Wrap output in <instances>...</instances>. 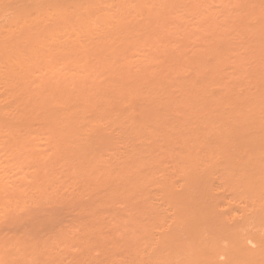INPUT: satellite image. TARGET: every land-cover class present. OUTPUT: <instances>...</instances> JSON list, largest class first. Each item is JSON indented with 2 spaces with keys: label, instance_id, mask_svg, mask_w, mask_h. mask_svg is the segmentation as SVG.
<instances>
[{
  "label": "rangeland",
  "instance_id": "374dc122",
  "mask_svg": "<svg viewBox=\"0 0 264 264\" xmlns=\"http://www.w3.org/2000/svg\"><path fill=\"white\" fill-rule=\"evenodd\" d=\"M8 1H10V0H8ZM8 1H7V3L12 4L11 6H9V4H7V3H4V2L3 3L4 4H7L8 7L10 9L12 8L13 10H14L15 6L17 7L18 6V3H20V2L17 3L18 0L17 1L15 0V3L17 4V5H15L13 1H12L13 3L8 2ZM26 1H28V0H26ZM26 1L23 2L24 3V7H26L25 5H27ZM32 1L30 0L31 6H29L30 4L27 5V6H29V8H31L32 7V4H33L34 7H35V9H34V7H32L31 10L30 9L28 10V7H27V10L29 11V12H27L28 14L25 12L26 14H24V17H22L23 15H21V13H20V15H21V16H19L20 18H16L18 16L16 15V17H15V15H14V18L12 20L15 21L14 19L16 18L17 23L20 24L21 22L19 23L18 21H21L22 18L23 19H26L27 16H28L29 19L28 18L27 19L30 20V18H31V21H32V20H34V16H33V14H34L35 17H36V19H38V21L35 20L34 22H31V21H28V20L26 21L25 20L28 25H26V23L24 22V24H25L26 27L22 25L24 28L21 29L22 26H20L18 24L16 25L15 23H13L12 20H8V18H7V20L4 19L5 16L3 17V15H2L1 19L3 18L4 21H1V19H0V21H1L0 27L3 24L2 22H5L2 25V28L0 29L1 30L0 32H2V29L4 28L3 29V32L6 34V32L4 30L5 29H10V31L8 30L9 32L7 33V36L9 37V39L11 38L12 41H13L14 49H12V52L14 54V56H13L14 61L16 62V61L20 60V62L22 63V65H24L25 68L27 69V73H28L27 75H29L27 77V79H25L26 81L23 80L24 78L21 80L19 77H21L23 75V77L26 78V76H27L25 74V71L20 68L21 65L18 66V67L12 68L13 71L15 69V73L18 72V69H19V71L22 70V73H21L20 76H19V74H18L19 72H18L17 73L18 75L16 74L17 76H14V77L15 78L18 77L19 78L18 81H20V80L21 81H25V87L22 90V88H20V87L21 86L23 87V83L24 82H22V83L19 82L22 85L20 84V86H18L17 85L18 84L17 83L18 82L17 79L14 81L15 82V86H14V84L13 85H10V86H14V87L17 86L16 87V91L18 90L17 88L19 87L20 88L19 89L20 92H21V90L24 91V89L27 87L28 89H25L26 94L29 93L28 96H30V97H33L34 96L33 98H30V97L29 98L35 100V102H34L35 104L32 103L33 106H35V108H30L32 105H30L28 107V105L31 104L32 100H30L28 98V96L25 94L27 96L26 98H28L31 102L29 104H27V106L24 105L25 106V109H24L23 108L24 106L21 105V104H24V103H22L23 101H21L20 99H18V98L21 97L20 96V92L17 91L19 93L18 94L19 97L17 99L19 101H21V102H19L16 98H15L16 99L15 102L18 101V103H20L21 106L18 104L19 107H17L16 106L17 103H14L13 104V102L11 104L10 101H12V99L14 100V97H17V95L15 94L17 92H15V88L13 87L15 96L13 98L11 96L9 97V94L12 95L10 93L12 91V89H11L12 87L9 88L11 91L7 88V87H9L8 84H11V82H10L11 81L10 74L8 73L9 74V78H10V79H8L7 72L9 70L12 71L11 68L9 69V66L8 65H11V66L14 67V65H12L14 62L11 63V64H10V62H8V65H6L5 62L7 63V61H5L3 63L4 59L2 58L3 60H0V264H19L20 261H22V263H20V264H27V260H29V259L32 260V262H33V260L37 262V263L36 262H33L34 264L35 263L38 264V262H39V264H43V263H41V261L44 262V259H47L46 257H48V258H50V259L53 260V261L50 260L49 261V264H52V262H54L53 264H92V262H94L95 264H99V262H101V260H103V259H105L108 262L105 263L106 261L103 260L105 262H102V264L103 263L104 264H109L112 260L115 262L114 264H118V263L121 264L120 261L118 262V259L119 260L121 259V261L123 260V263L122 264H124V261L127 264L130 261L129 259H132L131 260L132 261V264H136V263H134V256L137 255L138 259H140V257H142V256L139 257L138 253L147 251V249L145 250L144 248H148L149 247L148 246V247H144L143 248L142 246H144L145 244H144L143 240H140V238H139V240H140V243L142 241V244H140L139 241L137 242L136 233H138V232H135V231H139V230H136L137 229L136 226L137 227H140L139 229H140V232L142 233L141 226L143 228L144 227V224H145V228H146V223H147V218H145V217L143 218V216L145 215L147 217V215L145 214V213L149 212V210L147 211V209H150V211L152 213L154 212L155 207L153 205H155V206L158 205V207H156L157 210L159 209V206L161 208V203H163V202H160L158 200H161V198L164 196V193H163L162 197H160V195L162 194V191L159 192L160 189H158L157 187H156L157 188L156 189L155 186L153 187L152 186L153 185L152 182H150L151 183L150 188H149L150 191H149V189L147 190L146 187H145V189L147 191L144 188L143 189L145 191H142V189H140L141 187L140 188L138 187V189H137L136 188L137 186L134 185V179H132V177L134 176L133 178H136V176H135V170L133 169L135 167L132 165V169H131L130 165L132 164V162H133V164L137 163V159L139 157H142V154L141 153L142 152L145 153V150H144L145 147L143 145H139L142 142V139L141 138H139L138 136H136L135 138L132 137V136H135V135H140L141 133H138L137 132V129L138 128L135 131L132 130L134 128H132V126L130 124H131V122L135 121V119H140L141 118V117H139V116H141L139 114V111H140L139 108H141V106L142 107L145 106V103L147 102V99H149V96L152 98V100L150 98V102L152 104L153 103L158 104L159 106H160V104H159L160 102L159 101H160V98L161 97L163 98V99L161 98V100H162L161 101V104L163 106H164V104H165V102H166L167 99L169 101L171 99L172 100L174 99L175 100L174 103L172 102L174 106H172V105L171 106L172 107H175L176 104H177V106H176V108H174V110L172 109L173 111H171V112L172 113L174 112L173 114L169 112V114H172L170 117L173 116L172 117L173 119H174V117H176V118L178 117L177 119H179L180 117L183 116L185 118V115L188 112L184 114L183 113V110L181 112V108L182 109H185L186 107L189 106V104H192L194 102V101L193 102H189V100H191V99L194 98L193 96L195 95V93L192 94L190 98H188V96H190V95L187 96L186 94H184L183 95V99L185 101L184 102L183 100H180L181 99V97H180L181 95L178 94V97H177V94L175 92L177 91V93H178V91H179V93L181 92L182 94L183 93H186V91H188L190 89V86L187 83H189L188 82V81H190L189 79H191L193 77L192 75H194V77L192 79L194 80V78H195V82L198 83V81H200L199 80V78H200L201 79V83L204 85L203 86L200 83L201 85L198 86L197 83H196V85L198 87L195 84H193V85H195V86H193L192 83H191V81H190L191 85L193 86V87H191L192 89L194 87L195 88H199L200 86H203V89H204L203 92L206 91V90H207L206 92H208L209 91V88L211 87V85H213L214 86V89H215L216 86L214 84H216V82L219 79V76L218 77H216V76L217 75H220V77H221L222 74H223L224 76H226V75L227 76H230L231 79H230V77H227V78L226 77H224V78L221 77L220 80L218 81V83H220V84H217L216 90H218L219 88L224 89V90H221V89L220 90L223 91V92L226 91V94L228 93L227 96L231 92L233 94V97L236 96L239 93H241V94H239L238 97L240 95L242 96V95H244V93L246 91H248V93H247L248 94V98L247 99L250 98L249 97V89H250V94H251V91H252L253 94L256 93V91H257V88L256 87H258V85L261 84V83H259L257 85V83L264 76V73H263L264 72V68H263L264 63H260L261 61L264 62V60H262L264 58L263 57L264 56V42L263 41L260 42L261 41V38L264 40V35L262 37V33L264 31L263 30L264 27L261 26V21H262V25H264V21H263V18H264V16H263L264 15L263 9L264 8L261 7V6H264V3L259 5L261 7V9H260V7L258 6V4L260 2H258V4H257V0H201V1H199V0L198 1H196V0H172L171 2H169V1L167 2V0H150V2H149L150 5H149V3L148 4L146 3V6H149L150 7L149 9L147 7V11L148 10L150 11V14H149L150 16H149V15H147L149 11L147 12L146 9H145L146 14L144 13L145 12L144 11V8L146 7L145 6V1H148V0H63V1H61V0H50V2H49V0H43L45 3L47 2V4H45L44 2H42V0H38L39 2H41V3L38 2V4H40L41 7L44 8V9L43 8H40V10L38 9L40 5L36 4L37 3L36 2L37 0L36 1L34 0V3L36 2L35 4ZM163 1H165V2H163ZM62 2H64L65 4H63ZM263 2H264V0H263ZM164 3H168V4H171L172 3L170 7L173 8L174 10L171 9L170 7L167 9V4H164ZM196 3H198V4L196 5ZM261 3H262V1H261ZM140 4H141V6H139ZM185 4H189L190 7H192L193 5H195V6H193L192 8H190L189 5H186L185 6ZM13 5H15L14 8H13ZM142 5L145 6V7H143ZM22 6L23 5H21L20 8ZM257 7H259V8H257ZM61 8H64L62 10L65 11V12H63V11L59 10L60 12L63 13V15H61L59 13V11H58V9H61ZM139 8H141V9H139ZM10 9L8 11H10ZM18 9H19V7H18ZM37 9L39 10V12H38ZM53 9L54 10H57V12L59 14H56L55 15V13H57V12L56 11L54 12ZM183 9H184V11H183ZM254 9L255 10L257 9L256 12L259 11L258 13H260V12L263 11L262 12L263 13L262 16L260 14H256V12H254L255 11ZM13 10L10 12L12 15H13L12 12L17 11V10H14V11ZM22 10H25V8L22 9ZM36 10H37V13L35 12ZM137 10L138 11H141V12L143 10V16L145 14V16L142 17V19L144 20V22H142L143 25H141V22H139V21L137 22V20H135V19H138L136 17H140L142 15L141 12L139 13ZM30 11H31V13H33L31 15L33 17H31L29 15V14H31ZM19 12H21V11H19ZM19 12H17L16 14L19 15ZM186 12H188V13H186ZM246 12H248L247 15H249V12H251L253 14V15H250L253 20L250 19V18H248L249 16L247 17L248 19H250L249 21H251L252 24H251V22L248 21L247 18H246L247 22L245 23V18L244 17H246L247 15L245 16L244 14H246ZM39 13H42L43 16H45V15L46 16L45 17H43V16L40 17L39 15H41V14H39ZM138 13L140 14L139 16L137 15ZM11 14H9V16H12ZM57 15H59V16H57ZM9 16L7 15L6 17H9ZM25 16H26V18H25ZM257 16L258 17L261 16L262 20L260 21V19ZM146 17H147L148 20L146 19ZM39 18H41V19L39 20ZM9 19H11V18L9 17ZM23 19H22V21H23ZM258 19H259L260 22L258 21ZM138 20H140V19H138ZM9 21L12 24H15L17 26V29H13V28H16L14 25H12V26H14L13 28H12V26H11V28H10V26L8 27L7 25H10L9 24ZM28 22H31V23H28ZM135 22H137V24L140 25V30L139 31H138L139 28L137 27L138 25H135ZM253 22L254 23L256 22V25L257 26ZM6 23H7V25H5ZM258 23H259V25H258ZM249 24H251L252 26L249 25ZM4 25L6 26V28H5ZM18 26H19V29L20 30L18 29ZM250 26H251V29L253 31L250 29ZM259 26H260V29L258 28ZM134 27H135V29H134ZM136 27H137V31H136L137 32V35H135L136 32H134V30H136ZM141 27L143 29L145 28L144 30L146 32L143 31V30H141L142 29ZM123 28H124V30H122ZM256 28H258V30ZM261 28H263V29H261ZM212 30L213 31L215 30V31L213 32ZM259 30H261L260 31V34H258L259 33ZM127 31L129 33L130 32L131 33L130 34L129 33H126ZM121 33H123V34H121ZM132 33H133V36L131 35ZM128 34H129V36H128ZM123 35H125L126 37L128 36L129 37V40L125 36L124 37L127 40L124 39ZM215 35L217 37H215ZM257 35L259 36V38L260 37L261 38L259 39ZM1 36L2 35H0V38H1ZM134 36H137L138 38L135 37L136 38L135 39ZM140 38H142V39H140ZM212 38L213 39L216 38V39L213 40ZM107 39H109V42H108ZM133 39H135V40H133ZM106 40H107V42H106ZM110 40H111V42H110ZM131 40H133V41H131ZM216 40H217V42L218 41L220 42L219 43L220 46H219V44L214 43V45H218V46H214V47H217V49H218L216 51V53H214V52L212 53V54H215L216 56L211 55V54L210 55L207 54V52L209 53L210 51H215L214 47H212L211 45H213V42L214 41L216 42ZM254 40L257 41V42H252ZM140 41L142 42V44H141ZM36 42L41 46V48H40V46H38V44L36 45ZM169 42L171 44L174 43L175 45H177V43L178 44L183 43L186 47H183L182 46L183 44H182V45H179L180 47L177 46V47H179L177 49V47L174 44H172V45L167 44L168 46L165 45L166 43H169ZM120 43H122L123 46L125 45L124 46V49H120V47H121L120 45H122ZM136 43H137L138 46L137 45L134 46ZM102 44L104 46H101ZM116 44L117 45L119 44V45L117 46ZM126 44H128V48H126L127 47ZM209 44H211V45L209 46ZM221 44L224 45V46L221 47ZM248 44L249 45H252V46H249ZM259 45L262 48V51L260 50V52H259V49H261V48L259 47ZM106 46H108V48H106V50H105V47ZM114 46H115V48L118 47L120 49V51L117 48L115 49ZM123 46L121 48H123ZM240 46H242L241 47L242 49H238V51L241 52V56H239L240 55V52H238V54L236 52V50H237L236 48H238V47L240 48ZM243 46H245L244 47L245 48V51L243 50ZM181 47L184 48L183 51L187 50L186 52H183L182 51L183 54H181V55H182V57H184L183 55L184 54L185 55L187 54L185 57H187L188 59L191 58L189 60L186 59L188 61H186L182 57H181L182 58V60H181V58H180L181 51H180L179 54H177L178 53V50H180ZM258 47H259V49H258ZM38 48L41 49V50L37 51ZM161 48H163V50L165 48L166 51L165 50L163 51ZM168 48H171V49L169 50ZM174 48L177 49V50H174ZM246 48H248V49H246ZM256 48H257V51L258 52H256ZM33 49H35V51ZM100 49H102V52H98ZM127 49L129 50V53H127L128 52ZM172 49L174 50V52L177 51V53L176 52L173 53ZM94 50H96L99 55ZM103 50H104V53L107 56L105 54H102L103 53ZM160 50L165 55L164 54H161L162 52ZM111 51H114V52L112 53ZM115 51L117 53H116V55H113V54H115ZM168 51H172V53L169 52L170 53L169 54ZM200 51L203 52V53L201 54ZM220 51H221V55H220ZM106 52H108V53H106ZM121 52H122L123 56L121 55ZM124 52H125V54H124ZM254 52H256L257 56L255 55ZM261 52L263 54H258V53H261ZM118 53H120V54L118 55ZM249 53H251V54H249ZM126 54H128V55H126ZM166 54H167V56H166ZM171 54L173 56V61H175V58L176 59L178 58L177 59L178 60L177 62L179 64L177 62L176 63L174 62L175 64L172 63L173 64L172 65L171 62H173V61L171 60V62H170L169 60H167L168 59V56L169 55L171 56ZM174 54H177V55H174ZM199 54H201V55H199ZM218 54H219V58L222 59L223 61H225L224 62V67L223 66H219V63H222L223 61H219L220 59L218 60V57H217ZM109 55H110L111 58L109 57ZM157 55H160V56H157ZM222 55H223V58L224 59L222 58ZM250 55L253 56V57H250ZM259 55H262V56H259ZM116 56H117V58H116ZM118 56H120V57H118ZM121 56H122V58H121ZM124 56H125V59H124ZM170 56H169V59H170ZM174 56H176V57H174ZM193 56H195L197 58V61H196V58L194 57L195 58V62L197 64L192 59ZM158 57H160V58H158ZM261 57H262V59H261ZM106 58H108V59H106ZM162 58L165 61L167 60L168 63L170 62V64H169L170 66H165L167 63H164L165 61H162ZM164 58H166V59H164ZM242 58H244V59L241 60ZM213 59L215 60V62L218 60L219 63L213 62ZM117 60H119V61H117ZM184 60H185V62H184ZM239 60L242 61V64L240 63L241 61H239ZM251 60H253V61H251ZM181 61L184 62V63H187L188 62L189 65L188 64L187 65L182 64ZM257 62H258V64H257ZM211 63L214 64V66ZM239 63H240V66H239ZM103 64H105V65H103ZM161 64H162V66H161ZM191 64L194 67H192ZM216 64H218V66L220 68L222 67L221 68L222 70L220 69V71L222 73H219L220 71L218 70L219 69L218 66H217L218 67L217 72L219 74H217L216 71H214V70H216V67H215ZM174 65H175L176 68L179 67V68H177L179 70V72L184 73V74L181 75V73H179L178 70H177V72H175V74L177 75V77L178 78H181V79H179V83L180 84L177 81L178 78L176 77V75L174 76L172 74V73H174L173 71H176L175 67H173ZM190 65H191V68L189 69ZM211 65L213 67H215L214 70L213 69L210 70ZM220 65H223V64H220ZM248 65H250V66H248ZM256 65H258V68H257ZM15 66H17V65H15ZM24 66L22 68H24ZM107 66H108V68H106ZM144 66H146L147 69L146 68H143ZM157 66H160V67H157ZM180 66H182L184 69L183 68H180ZM200 66L201 67L203 66V67L201 68ZM137 67H138V69H137ZM167 67L170 70L169 69L164 70ZM101 68H103L102 70L103 71L105 70V71L103 72L102 70H100ZM104 68H106V69H104ZM128 68H130V69L128 70ZM131 68H136V70H138V71H136L135 69H131ZM187 68L189 69L190 72L187 70ZM149 69L154 72V73L152 72V75L149 73L150 76H152L151 78H155V77H157V78L159 77L160 78L161 75H162L161 72H163V73L165 72L163 74L164 76L161 77V78H164L165 77V79H166V82H165L166 84H164V85L171 84L170 83V81H171L172 82L171 86L170 85H167L168 86L167 88H168V90H170V87H171L172 88L171 91H174L173 93L170 91V93H172V94H170V96H171L170 99H169L168 94L167 95L165 94V93H168L169 91H167V90L164 91V89L161 86V84H160V82H159L158 79L157 80H158L159 84L157 83L156 80L153 79V81L156 84V88L157 87L158 88H161V89H163L162 91H164V92H162L161 89H155V84H153L154 82L152 80H151L152 83L149 84V79L146 78L148 72H150V71H148ZM157 69H159L158 70L159 71V74H157L158 73V71H156ZM172 69H173V71H172ZM185 69L187 70V74H186L187 77H190L191 76L189 79L187 77H184V76H186L185 75ZM197 69H199V70H197ZM237 69L239 71H241V72H244L243 70H245V69H247V70L245 71L246 73H243V74L241 73L240 74V73H238L239 71L237 72ZM259 69H260L261 72L259 71V73H258L257 70H259ZM108 70H110V71L112 70V71L109 72ZM119 70H121V71H119ZM122 70H123V72H122ZM124 70H125V72H124ZM132 70H134V71H132ZM162 70H164V71H162ZM11 71H9V72H11ZM23 71H24V73H23ZM192 71L193 72L195 71L194 74H193ZM209 71H211L213 73V75H212L213 78L215 77L216 79L217 78L218 79L216 80L214 78V79L211 80L212 76L208 75L209 74ZM247 71H248V73H247ZM100 72H102L103 74L99 75ZM105 72H106V74L109 73L108 74L109 76L106 75ZM128 72H130V73H128ZM136 72H137V74H136ZM188 72L190 73L189 76H188ZM249 72H250V74L252 72H254V73L250 75ZM256 72L259 74V76H258V74ZM122 73H124V74L128 73V75L126 74L127 75V78ZM169 73H171L173 75V77H171L172 75L171 74L169 75ZM195 73H198V75L195 74ZM261 73H263V74H261ZM12 74H14V72ZM131 74H133V75H131ZM138 74H140V76L143 77L144 79L143 78H140V76ZM155 74H156V76H154ZM165 74H167V75H165ZM256 74H257V76H256ZM104 75H106L107 78ZM137 75L139 76V79L140 80L138 79V76ZM157 75H159V76H157ZM199 75H202V77H199ZM203 75H205V76H203ZM253 75H255L256 78L253 77ZM4 76H6L7 79H5ZM114 76L115 77L117 76L116 78H118V79H115ZM129 76H131V77H129ZM132 76L133 77H136L137 76V77L134 80ZM208 76H209V78H208ZM11 77H12V75H11ZM108 77H110L109 80H108L109 82L108 81L105 82V80L108 79ZM196 77H197V79H196ZM245 77L247 78V81H246V79H244ZM248 77H250V78H248ZM120 78L122 79L123 82L120 83V84H118V85H120V86H118L117 83H116L117 82L116 80H118V82H121V79ZM128 78H130V79L132 78V79L130 80ZM145 78H146V80H145ZM168 78H170V79H168ZM175 78H177V79H175ZM237 78H238V80H237ZM253 78H255V79H253ZM123 79H125V80H123ZM126 79H127L128 82L126 81ZM167 79H168L169 82L167 81ZM182 79H184V80H182ZM208 79L211 80V81L210 80L208 81L209 84L211 82L213 83V84H210V87H209V84L206 81ZM243 79L245 80V83L246 84H244V80ZM251 79H253V80H251ZM256 79H257V81H256L257 83L255 82V84L257 86H255L254 83H252ZM4 80L5 81L7 80V81L5 82ZM12 80H14V78H12ZM93 80L95 82H97L98 80L101 81L100 84L98 82V85L99 86L97 85V83L96 84L93 83L94 82ZM110 80H113V81L115 80L114 84L117 85L116 87H119L121 89H122V86L125 84V86H123V88L124 87L125 88L122 89L123 91L121 89H118L119 91H116L117 93L114 92L117 89H116V87H115V85L113 83H110V82H113V81H110ZM180 80H182V82ZM196 80H198V81H196ZM227 80H228V83L230 84V86L227 83ZM130 81H132L134 83H132ZM135 81L136 82L138 81V83H136ZM230 81H231V83H230ZM262 81L263 80H261V82ZM4 82L7 83V84H5V86H7V87L4 86ZM126 82H127V85H126ZM173 82H175V84ZM192 82H194V81H192ZM222 82L223 83L226 82V84H228V87H225L224 88V86H226V85L223 84ZM248 82L251 85L247 84ZM130 83H132L133 86H135L136 88H134L132 86V84H130ZM135 83L138 84V85H135ZM139 83H140V87H139ZM143 83H145L146 86L148 84H149V86H151V88H150L151 89L150 94L148 93V91H150V89L149 90L147 89V94L146 95L142 93L144 91V89L146 90V86ZM176 83H178V85ZM181 83H182V85H181ZM93 84H95V86ZM111 84L114 86L115 90L111 87L112 86ZM231 84H233V88L234 89H232ZM236 84H237V86H236ZM243 84H244V87L242 88ZM41 85L42 86H45L46 88H43ZM105 85L107 87H110L109 89H112L113 91H106V90H109V89ZM142 85L145 88H143ZM158 85H160V86H158ZM179 85H181V87H182L181 89L182 90L180 89V86ZM184 85H185V87H184ZM186 85H188L187 87H189V89H187L185 91ZM218 85H220V86H218ZM221 85H224V86L221 87ZM246 85L247 86H250V87L248 88ZM101 86L103 87V91H106V92L101 93V91H102V87ZM131 86H132V88L130 90V87ZM149 86H147V87L149 88ZM239 86L241 87L240 88L241 90L239 89ZM262 86H264V85H261V87ZM3 87H4V89L7 88L6 90L9 91V93L6 91L7 92L6 95L4 93H2V90L4 91ZM41 87L43 89H45V90L47 89V91H48V88L49 89L54 88L51 91H49L50 93L53 90H55V88H57L55 92L60 93L59 94V97L56 96V94L54 92L53 93L55 94V96L53 95V93L51 95L50 94L48 95V93L47 92H44L45 90L43 91V89H41ZM78 87H80V88H78ZM86 87H90V89L88 90V88H86ZM126 87H129L128 88L129 91L128 90L125 91ZM164 87H165V89H167L166 86H164ZM173 87L175 89H173ZM176 87H177L178 90L176 89ZM183 87H184V89H183ZM251 87H253V88H251ZM91 88H93L94 90H97L98 89L100 92L98 91L99 93H97V91L95 92ZM140 88H141V90H140ZM195 88L192 91H194ZM226 88H230L229 89L230 91L228 89L225 90ZM244 88L245 89L247 88V89L245 90ZM79 89H81L82 92L79 91ZM133 89H136L137 90L136 92L133 91V92L136 93L135 95H138L137 92L140 91L138 98H137V96L136 97L133 96L134 99L129 97V96L132 97V95H134L132 93V90ZM154 89L155 90H159L156 93L158 96L155 94ZM259 89L260 88H258V93H259ZM83 90H84V92H83ZM152 90L154 91V94H152V92H153ZM183 90H184V92H182ZM190 90L188 91L189 93H190ZM199 90H198V92H199ZM25 91H24V93H25ZM91 91H93V93ZM201 91L202 90H200V92ZM210 91H211V89H210ZM210 91L208 92V94L210 93ZM212 91L213 92H211L210 94H213V96L210 95V97H209L211 99V102L209 101V98H207L209 95L207 94V96H206V94L204 92V94H205V96L207 98L205 100V103L207 104V101L210 102L209 106H207L208 104L207 105L204 104L206 106V108H207V112H208V109L210 107L211 108L213 107L212 109H215L214 108V103H215L214 98H215V96L217 94L214 95L216 93V91L215 92H214V90H212ZM233 91L234 92L236 91L237 94L236 93L234 94ZM243 91H245V92L243 93ZM31 92H33V93H31ZM69 92H71L70 93L71 95L73 93V95H75V97H76V94L78 95L79 93L80 94L83 93L82 96H85L86 95L85 99L83 100L84 103L87 104V107L88 108H89V105L92 106V107H90L89 109H87L86 105H83L84 103L82 101V97L80 95H78V97L80 96V99L82 101V106L83 107L85 106V109H84L85 111L83 110L84 114H83V112L81 113V109L83 107L76 105L78 103V99L79 98L78 99L76 98L77 101H75V100L72 99V98H74V96H72L71 97V100H70V96L71 95H69V97L67 95V94H69ZM107 92H108V94H106ZM110 92H113V94H111L112 96L110 95ZM203 92H202V94H203ZM84 93H85V95H84ZM95 93H97V95H95ZM100 93H101V95H100ZM231 93H230V96H231ZM260 93H261V91H260ZM260 93H259V95H260ZM1 94H2V96L4 95V96H6L9 99H7L5 97L6 99L4 100V96L2 97ZM102 94H103V98H100V97H102ZM123 94H124L125 98L126 97H129L130 98V102H129L130 104H128L127 98L125 100L127 104L124 105L123 104L124 102H122V104H121V101L122 100L124 101ZM127 94H129V96H127ZM151 94H152V96H151ZM161 94H165V95H161ZM174 94H175L176 97L175 98H172V97H174L173 96ZM196 94H197V89H196ZM204 94H203V96L201 95V97H199L197 95L196 98H194L193 100H195V99L198 98L197 100H202L203 101L205 99L204 98ZM226 94L223 97V99L230 97V96L226 97ZM247 94L245 95L246 97H247ZM31 95H33V96H31ZM35 95H37V96L39 95L38 97L42 96V98L41 97L40 98L41 99L44 98V99L43 100H41V99L39 100L37 97H36L37 98L36 99L35 98ZM90 95L91 96L93 95V96L90 97ZM108 95H110V100H111L109 103H107L109 100L107 102H104L105 99H109ZM115 95L118 96V97H116ZM140 95H142L144 97L145 96H148V95L149 96L146 97V98H144V97H140ZM185 95L187 97H185ZM256 95H258V94H256ZM24 96L22 95L23 98H24ZM52 96H54L55 98L52 97ZM96 96L97 97L99 96L98 99H97ZM154 96L156 97L155 100L157 98L159 100L157 99L156 102H155V100L153 99ZM260 96L258 97L259 99H260ZM112 97H115L116 98V100L114 98L115 104L118 103V104L121 105V106L118 107L119 110L116 109L117 111H119V113H120V108H122V105H124V107L126 108V110L128 109L125 114H124V112H122L121 114H119L121 116H119L118 115V112L116 110H114L115 109V106H114L115 104H113L114 107L111 106V104L114 103V102H112L113 101ZM179 97H180V99H179ZM252 97L254 99L257 98V96H253L252 95L251 96V99H253ZM68 98H69V100H67ZM87 98H88V100H87ZM135 98H136V100H135ZM141 98L146 99V100L145 101L144 100H139V102H137L138 99H141ZM234 98H233V101H231V102H233V104H234V100H235ZM58 99H59V101H58ZM89 99H90V101H89ZM132 99H133L134 102H132ZM185 99L186 100L188 99V101H187L188 106L186 104L184 105V103H186V100ZM251 99H249V102L251 101ZM259 99H258V102H260ZM7 100H10L8 102L11 104V106H13V109L10 106V104L7 103ZM26 100L24 99V102L25 103L28 102V101L26 102ZM64 100L68 101V105H66L67 102L66 101L64 102ZM86 100H87V102H86ZM102 100H104L103 101L104 103L101 102ZM164 100H165V102H163ZM178 100H179V103H178ZM213 100H214V102H213ZM236 100H237V98H236ZM62 101H63V103H62ZM70 101H74V103L71 105L73 107V109L71 107H69L70 104L72 103ZM116 101H118V102H116ZM140 101H141V103H140ZM241 101H244V100L241 99ZM252 101H254V100H252ZM99 102H101V104ZM258 102L256 104L259 105ZM36 103L37 104L40 103V105L43 104L42 106L39 105L42 109L43 108H46V109H44L42 111L44 113H42L41 120H42L43 117H45L44 118L45 119L44 121H46L43 124H42L43 120H42V122H41V120L40 121L38 120V119H40V115L38 116V114L41 113L40 112L41 111V108L38 109V105ZM64 103H66V104H64ZM79 103H81L80 100H79ZM89 103H91V104H89ZM92 103H93V105H92ZM96 103H98L97 105H98L99 108L100 107H102V108L99 109L97 107ZM102 103L104 105H102ZM180 103H182V104H180ZM197 103L198 102L196 101L194 108L197 106L196 108H198V110H199V108H200L199 106H201V105L203 106L204 101H203V103H201V105H200V102H199L198 103L199 106L196 105ZM237 103L239 104L240 102H237ZM44 104H45V106H44ZM57 104H60L61 106H59ZM131 104H132V106H131ZM152 104L150 105V111L153 108L152 111H154V112H152V111L150 112V114L151 113L153 114V115H150V123L152 121L151 118L152 119L155 118V119H153L154 122H155V121L158 120L157 117H161L162 114L163 115L165 114L164 111H166V112L168 111V108L167 107H166L167 110H165V109L162 110V108H163L162 105L160 107L158 105H155V108H154V107H152V106H154ZM250 104H255V101H254V103L252 102ZM14 105L18 109H20L22 107L21 109H24V114L22 113L23 110L22 111L19 110L20 113H21V115H20L19 112H15L16 107H15V110H14ZM64 105H66V106H64ZM108 105L111 108V110L108 107ZM138 105H141V106H139V108H138ZM193 105H194V103H193ZM36 106H37V109H38V112H39L38 114L36 113L37 110H36V112L34 110V109H36ZM76 106L77 107H81V109L77 108ZM103 106H105V107H103ZM183 106H184V108H183ZM191 106L192 105H190V108H191ZM215 106H216V103H215ZM221 106L223 108V105H221ZM228 106H229V104H228ZM228 106H227V109L229 110V108H231V107L228 108ZM230 106H231V104H230ZM261 106L263 108V105H261ZM26 107L28 109H26ZM65 107H67V109ZM93 107H94V109H93ZM96 107H97L98 111H97ZM124 107H123V109H121V111L122 110L123 111L125 110ZM133 107L135 108V110H133ZM76 108H77V110H80V113H79V111L76 110ZM112 108H114V109H112ZM164 108H165V106H164ZM178 108H180L179 109L180 111L177 112V114H176V111H178ZM190 108L188 107L187 109H190ZM194 108H191L192 110L190 109V111H192L193 114H195L193 110H195V112L198 113L197 115H200V116L203 113L206 112L205 108L202 107L201 108V111L202 110H205V112L202 111L203 113L202 114H199L198 110L197 109H194ZM211 108H210V114L213 115V113L217 109L215 111H213ZM95 109H96V111H95ZM129 109L130 110L132 109L131 112L129 111ZM155 109L156 110H159V111H156ZM170 109H171V107H170ZM187 109H185V110L187 111ZM218 109L223 112V110H221L220 107ZM227 109L224 112H227ZM259 109H260V112L263 113V110L261 111V107H259ZM72 110H73V112H71ZM88 110L90 111V113L88 112ZM91 110H93V111L91 112ZM112 110H114L113 113H112ZM160 110H162L161 111V112H163L162 114L160 113ZM16 111H18V110H16ZM25 111H28V112H25ZM94 111H95L96 116H94L95 115L93 113ZM102 111L104 113L106 111L107 113H105L104 115H100V114H103ZM128 111H129V113H128ZM133 111H136L137 113L136 112H133ZM114 112H116L117 115H115ZM180 112L182 113V115L179 114ZM207 112L203 116H201V117H203L204 119H206L205 117L207 115ZM260 112L258 110V112L256 111V114L258 113V115H263V116H261V119H262V117H264V113L263 114L262 113L260 114ZM134 113H135V115L137 114L136 115L137 118L135 117ZM220 113H218V114H220ZM35 114H37V116L39 118H37ZM74 114H76V115L74 116ZM80 114H83V115L80 116ZM112 114H114V115H112ZM210 114H208L207 116L209 117ZM50 115H51V117L53 116L52 124L55 126V128H54V126L52 127V125H51V120L50 119H52V118H50ZM78 115L81 117L80 120H82L83 119L82 117H84V116L87 117V118L84 117V119L82 121V122H84L83 123L84 125L83 124H79L81 121L79 120ZM86 115H88V116H86ZM97 115H99V117ZM108 115L110 117H113V116L116 117V120L117 119L119 120V118H120V120H123L124 117H125V115L128 116V117H125V119L127 118V120L124 119V121L122 123L119 120L120 121V123H119L118 121L113 120L114 117L113 118H110V119H112V121L110 119H108V117H109ZM197 115H193L192 118L194 116L197 117ZM89 116H91V117H89ZM153 116H155V117H153ZM165 116H163V118ZM188 116L189 115H186V117H188ZM103 117L104 118L106 117V118L104 119ZM133 117H135V118H133ZM46 118H47V120H46ZM66 118H70V122L68 121L69 119H66ZM77 118H78V120H76ZM121 118H123V119H121ZM128 118H130L132 120H130ZM197 118H195V119H197ZM63 119H65L64 122H63ZM71 119H72V121H71ZM73 119H74V122H73ZM86 119H87V121H89V120L92 121L93 120L92 121L93 123H91V121H89L87 123V121H84ZM106 119L110 120L109 121L110 124H107L109 127H107L106 124H105V126L102 125L104 123H108V120H106ZM199 119H201V118H199ZM204 119H202V120H204ZM263 120H264V118H263ZM61 121L63 123V128H65V129L67 128L66 131L69 129L73 133L72 132L70 133L69 131L66 132L63 128H61L62 127V125H60L61 124L60 123ZM75 121L76 122L79 121L77 123V125H79L78 127H76L77 125L75 124L76 123ZM96 121H98L97 124H96ZM158 121H159V123H161L160 120H158ZM163 121L164 120H162V122ZM181 121H182V119H181ZM72 122H73L74 126L72 125ZM113 122H115L114 123V127H115L114 130H113V125H111V123H113ZM116 122H117V124H116ZM191 122H193V121H191ZM197 122H198V120H197ZM205 122H206V120H205ZM45 123H47V124H45ZM67 123H68L69 126L72 125L73 127H76L79 130L77 131V129H75V128H72L73 130L70 129L69 126L67 125ZM85 123H87V125ZM90 123H91V125H90ZM123 123H125V125H127L125 127L127 130L124 129V126L125 125ZM126 123H128V124H126ZM159 123L158 122H157V124H156V122L154 124L151 123L150 125H153V127L151 129H153L154 127L155 128L156 127L157 128L160 127V131L163 133L164 131H162V130H165L167 128H168L167 130H170V127L172 126L171 123H170L171 126L168 127V126H166L167 125L166 124V125H164L165 128H162V124H159ZM98 124H100V125L98 126ZM155 124L157 126H155ZM158 124L161 125V126H159ZM163 124H165V122H163ZM174 124H176V122H174ZM190 124H192V123H190ZM80 125L82 126V128L80 127ZM110 125H111V127H110ZM83 126H84V128L87 127L89 129V130L86 129V134L84 132L85 129H83ZM88 126L89 127H91V126H93V127L95 126L96 127L97 126L100 129V131H98L99 129L97 127L96 128L94 127L95 129L93 127H91L92 128L91 129ZM191 126L193 127L194 125L192 124ZM103 127L104 128L106 127V128L104 129ZM185 127H187V125L184 126V128ZM116 128H118V129H116ZM121 128H123L122 131H121ZM128 128H130V131L132 133L130 131H128ZM157 128L155 130L156 131L157 130L159 131V128L158 129ZM161 128H162V130H161ZM8 129H11V131L8 130ZM81 129H83V130H81ZM90 129L93 131V133H89ZM12 130H13V132L14 131L15 132L12 133ZM94 130H97V131L94 132ZM155 130H151L150 131V133H151V135H150V151L155 150V153H157L156 151H158V150L154 149V147L157 148L159 146L158 148H163L162 145H161L163 141L162 140L161 141H158L159 139H162V138H160V134L161 133L158 134L159 133L158 132L157 133L158 135H156L155 134ZM171 130L172 131L174 130L172 133H174L176 131L175 130V127H174V129H172V127H171ZM81 131H83V132H81ZM110 131H111V133H110ZM138 131L141 132V129L139 128ZM180 131L181 130H179V132ZM65 132H66V134H68V132H69L72 135H70V137L68 138L67 136L69 134L68 135H65ZM79 132H81V133H79ZM115 132H116V134H115ZM123 132H124V134L123 135H120ZM128 132H129V134H128ZM135 132H136V134H135ZM166 132L168 133V131H166ZM82 133L85 134V135H88L89 134L91 136L88 135L89 138H88V136L86 138V136L83 135V137H82ZM98 134H100V137H98L99 136ZM107 134H108V136H106ZM109 134H111V135H109ZM125 134L127 136L128 135L131 136L132 134L133 135L130 138L129 136L127 137ZM186 134H187V132H186ZM62 135H63V138H62ZM78 135L81 136V138H83V139H80V137ZM101 135H102V137H101ZM119 135H120V137H119ZM168 135H169V133H168ZM171 135H173V134H171ZM65 136H66L67 139L65 138ZM77 136L80 139V141L77 140ZM84 136H85V138H84ZM105 136L107 137V139H106ZM111 136L114 137L113 140H112V137ZM122 136H123V138H122ZM141 136H142V134H141ZM151 136L153 137V139H154V136H155V140L151 139ZM187 136H188V134H187ZM72 137L75 138L74 141H72V139H73ZM94 137L95 138H98V139L99 138L100 139L103 138L104 140L103 141L102 140L101 141L100 140L98 141V139H95ZM108 137H110L109 140H108ZM137 137H138V139H137ZM184 137H186V136H184ZM64 138L66 140H68L67 142H65V144L63 142V141H65ZM117 138H119V139H117ZM86 139L87 140L90 139V143L91 144H89V141H86L87 142L86 143L85 142ZM122 139H124V140H122ZM140 139H141V142L138 141ZM69 140H70V143L71 142H75V143H73V145H71V144L69 145ZM129 140H130L131 143L129 142ZM114 141H116L117 144ZM156 141H158V142H156ZM98 142H99V145H97ZM102 142H105V144L102 143ZM107 143L108 144L111 143V144L107 145ZM157 143H159V144H157ZM77 144L79 145V147H78ZM100 144H102V145H100ZM68 145H69V148L68 149H71L72 152L70 150H66V152L67 151L68 152L65 153V149H67L66 147ZM74 145H75V147H74ZM94 145L95 146L97 145L96 147L99 148V149H97L95 147H92ZM127 147L133 148V152H131L132 151L131 148H127ZM74 148H76V150H72ZM92 148H95L96 150L95 149H92ZM80 149L83 150L82 153H81ZM90 149H92V150H90ZM127 149H128V151H126ZM86 150H90L91 153L88 154L87 152H85ZM105 150H107V151L105 152ZM76 151H78L76 153L78 157L75 156L76 155L75 154ZM98 151L102 152L103 154L100 153V152L98 154ZM121 151H123V152H121ZM94 152H96L95 155L93 154ZM116 152H118V153H116ZM138 152H139V154H138ZM71 153H73V155ZM78 153H79V155H78ZM124 153L126 154V156L124 155ZM129 153H131L132 155L129 154ZM135 153H137L138 155L135 154ZM144 153H143V156L145 155ZM64 154H66V155H64ZM82 154H83V156L85 155L87 157V159H89V160L87 161L85 159V156H84V160H86L85 161L86 165H85V163L82 162L84 160L81 157V162H79V165H78L79 167H78L77 166L78 162H76V161H80L79 156H82ZM117 154H118V156L116 157L115 155H117ZM121 154H123L122 155L123 158H122ZM96 155H98V156H96ZM128 155H129V157H127ZM135 155H137V156H135ZM66 156H67V158H65ZM70 156L72 158H73V156H75L76 158H78V160L76 158H74V160L75 159L76 160L73 161L72 158L70 159ZM91 156L95 159L96 164L93 161L94 159L93 158H90ZM110 156L116 157L115 158L116 159L115 162L118 163L119 166H120L121 161H124V159H126V161L122 162L123 164L121 165L122 167L120 166V169H122V168H124L126 166H129L130 169H127V170L129 172L131 171L132 174H133V170H134V175L131 176V177L129 175H132V174L131 173L129 174L128 172H124L123 175H120L121 176V179H122V177L124 179L123 180L124 181L123 182L124 184H122L121 181H118L120 179V177L118 178L119 171L120 170H118V167H117L118 164H116L115 162H112L115 159L114 160L111 159L112 157L110 158ZM95 157L96 158L99 157L98 160ZM117 158H118L119 162H118ZM120 158H121V161H120ZM132 158H133V160H132ZM68 159H70V160H68ZM139 159H138V161H139ZM70 161H73V162H70ZM91 161H92V165L91 166L93 168L89 165V164H91ZM128 161H129V163H128ZM73 163H74V165H73ZM82 163H83V165H82ZM97 163L101 167L95 166V165H97ZM82 166L85 169H87V170L89 168L91 170V168H92V171L89 170V172L91 174L89 172L87 173V171ZM86 166H87V168H86ZM102 166H105L104 169L102 168ZM108 166L109 167L112 166L113 168L115 167L118 170V173H117V170L116 171L115 170H112V167H111V170L110 171L111 172L115 171V173H111L112 175H110V172L109 171H106V168L110 169ZM80 167H82V169ZM94 167H95V169H94ZM96 168L97 169L99 168V169L97 170ZM76 169H78V171L80 170V172L78 173V171H76ZM100 169H103L104 172H106V173L102 172V170H100ZM81 170H82L83 173L81 172ZM84 170H85V173H84ZM96 170H97V172H96ZM215 170H212V176L213 177L212 176L210 177L209 174H207L209 172H204L205 173V176H208L209 177V178L206 177V179H207L208 182L205 181V184H203V182L205 180V177L203 178V176H204L203 175L201 177L202 179H204V180H202L203 182H198V187H195V188L191 189V191L194 190V189L196 190V188L198 190L199 185L201 183L203 184V186L204 185L207 186V187L210 186L208 188L206 187L207 188V193H206V190H205L206 188L205 187L204 188L203 187L200 188V189H203L205 191L201 190L200 195H198V197L201 199V197L205 198L204 196H207V198L209 197V195H211V196L213 195L212 197L216 196L214 198L209 197L208 200L212 199L213 203L211 202V200L209 201L212 204H214L215 201H217V202L220 203V205L217 202L214 204V206L215 205L218 206V207H216V210L217 211L222 210L223 206H221V205H224V208H223L224 210H222V211L225 212L224 214H226V211H227V209H226L227 208L226 207L227 204H225V203H228L229 204L230 201L231 202L233 201L232 203L229 204L228 209L230 208L231 210H229V212L227 211V214L226 215H229V213H232L231 216H233V213H234V214H237V216H238L239 215V211L242 209V208L240 209V207L241 206L243 207V204H244V206L246 208L245 209L243 207L245 209L244 212H246V211L248 212V210L250 211L251 210L250 207H252V206L249 205V204H252L254 202V201L253 202H250L251 201L250 198H252L251 197L252 195L255 196V193H253V194H251V193L253 192V190L259 192L261 190L260 188L262 186L260 188H258L257 190H255L256 188L255 189H251L250 188V190L252 192L249 189L247 190V188H248L247 186H246L247 187L246 188V187H241L240 185H237V187H236L237 189H236V188H234L233 185H230L229 184V187H225L224 188V186H226V184L225 185H222V184L225 183V180H222V179H224V178H222V176H221V179H220V175H219L220 172L219 171H218L219 174L217 172H215L217 175H215V177H214V174L215 173L213 174V171H215ZM125 171H126V169H125ZM93 172L95 173V175H94ZM101 172L103 173V175L106 174L105 176H108V174H109L108 178L110 176L112 177V179H114L113 178L114 176H115V179L118 178L116 180L118 182V185L121 184V185H124L125 186V184H126L127 187L128 186L130 187V185L133 184V186H131V190H133V188L135 187L136 188V189L134 188L135 192L131 191L130 188L128 190V188L126 186L125 187L127 188L128 193H127L126 188L123 189L122 192L121 191L118 192L120 186H117L116 185L117 182L115 181V179L114 180H111V181H108L109 179H111V177H110L109 179L108 178H106V179L104 178V181H103V180H101L103 178ZM97 173L98 174L101 173L100 176L97 177V180L93 177V180H92L93 182L90 181V179H92V177H90V176H95L96 177ZM126 173L128 175H125ZM204 173H201V175L204 174ZM77 174L84 175L83 176V179H85V176H86L87 179H85V181L83 180L84 182H86V181L89 180V184L91 182L94 183V184L91 183L92 185L90 184V186H89L90 188H94L95 189L96 187H92V186L93 185H96L97 186V184H101L102 186L101 185L100 186L98 185L99 188L97 187L95 191H94V189L93 190L91 189L92 190V191L90 190L91 192H89L88 190L87 191H85V190L81 191V188H83V187L85 188L86 186H84L85 183L82 182V177L81 178H78L79 175L76 176ZM113 174H115V175H113ZM117 174H118V176L116 177ZM120 174H121V172H120ZM127 176L130 179H128ZM100 177H101V179H100L101 182H99L100 181L99 180ZM216 177H218V178H216ZM126 178H127V181H126ZM201 178L200 179L199 178H196V179H197V181H198V179L201 181ZM211 178L212 179L214 178V179L211 180ZM94 179H95V182H94ZM214 180H216V181H214ZM113 181H114V184L116 182V184H115L116 186L115 185H111V183ZM130 181L132 182V184H131ZM96 182H98V183L96 184ZM102 182L103 183L104 182L109 183V186H111L112 188L111 187H108L107 183H105L106 184L105 185ZM218 182H222V183L219 184ZM208 183H209V185H208ZM212 183H213V185H212ZM214 183L219 186L218 187L219 190L222 189L223 191H225L226 188L227 189L230 188V189L226 190L227 192L217 191L218 188L216 187V185ZM81 185H83V187L80 188ZM211 185H212V187H211ZM222 186H223V188L225 190L222 188ZM239 186L241 187V189H239L240 188ZM100 187L101 188H106V189H101L100 190ZM151 187H153V189ZM231 188L232 189L234 188L233 190H235L236 192L239 189L238 191L241 194H239V192H238V194L235 193V191H232ZM242 188H243V192H241L242 191ZM244 188H246V189H244ZM85 189H87V188H85ZM97 189H99V190H97ZM108 189H110V190L112 189V190L110 191ZM115 190H117L116 191L117 193L115 192ZM139 190L142 191L141 194L140 193L138 194ZM177 190H179V188H177ZM263 190L264 189L261 190V194L262 195L261 194L259 195V193H258L259 196H262V199L259 196H258L259 198H256L257 195L254 198V200L256 202H258L257 203L258 204L257 205V208H258L259 205H262V206L264 205V198H263L264 197V195H263L264 193H263ZM109 191L111 192V195L109 196V197H111V200H109V198H107V200H106V198L104 199V195L107 194V196H108L110 194ZM209 191H211V192H209ZM248 191H250V192H248ZM129 192H133V194L130 195V196H128ZM163 192H165V191H163ZM166 192H168V191H166ZM198 192L197 191H196V193L193 192V194L191 192L190 193V194H192L191 197L194 195V193H195V196L194 197H196L197 196L196 194H198ZM135 193L138 194L139 196L137 195L138 196L137 197ZM180 193L181 192L179 190V194ZM186 193L189 194V192H186ZM222 193H223L224 196L222 195ZM234 193H235V196H236V194H237V196L239 195L240 196V199L237 196H236L237 198L234 199L235 196L232 197V195H234ZM242 193L245 194V195H243ZM247 193H249L250 196ZM112 194H113V196H112ZM142 194H143V196H142ZM205 194H207V195H205ZM246 194L249 197H247ZM133 195H135L134 196V199H133ZM218 195H221V196H218ZM131 196H132V198H131ZM244 196L246 197V201L244 200V198H245ZM99 197H100V199H99ZM101 197H102V199H101ZM241 197H243V198H241ZM185 198H187V197L185 196ZM189 198H190V196L188 195V199ZM203 198H202V201H203ZM216 198H217V200H216ZM242 199H243V204L241 203V200ZM247 199L249 200L248 201L249 204H247L248 203L247 202ZM256 199H259V200L261 199V200L259 201V200H256ZM145 200H147V202H146L147 204H145V202H144ZM153 200H155V201L157 200V201L156 202L155 201L153 202ZM194 200H196V199H194ZM222 200L223 201L225 200V202H223ZM252 200H253V198H252ZM262 200H263V203H262ZM103 201L104 202L105 201L106 202L108 201V205L105 206V203ZM191 201L192 200H190V202ZM158 202H160V203H158ZM209 202H205V203H209ZM234 202H237L238 204H236ZM256 202H254V204ZM101 203H103L104 205L102 206ZM148 203H149L150 207H152V206L154 207L153 210H152V208L149 207ZM197 203H201V202L198 201ZM165 204H162V206L164 205V207H168L167 204L166 205ZM233 204H236V205H233ZM254 204H252V205H254ZM205 205L206 204H202V206H205ZM237 205H238V208L235 207ZM239 205H241V206H239ZM248 205H249V209H248ZM208 206H209V204H208ZM214 206H212V207H214ZM219 206H220L221 209H218ZM91 207H93V208H91ZM141 207H143V208H141ZM254 207L252 208L253 210L254 209H257V208H254ZM139 208H141L142 212L141 211L140 212L137 211ZM259 208H260V206H259ZM143 209H146V210H143ZM238 209H240V210H238ZM160 210L162 211V209H160ZM145 211H147V212H145ZM222 211H220V212L223 214ZM230 211H232V212H230ZM241 211H243V210H241ZM250 212L248 214H250ZM135 213L138 214V215H135ZM152 213H150V215ZM164 213H165V210H164ZM241 213L242 212H240V214ZM130 214L136 216V218L138 220L136 218H133L132 216H130ZM140 214L142 215V217H141ZM100 215H101V217L99 218ZM118 215H120L121 217H123V220H121V221L120 220H117ZM49 216L50 217H53V219H55L53 223L56 222L55 223L56 226L55 225L53 226V223H49V221H53V219L52 218H49ZM115 216H117V217H115ZM127 217H129L131 219L132 218L133 219H136L137 221H135V220L131 221ZM95 218L98 219V220L100 219V221L96 220ZM142 218H143V220H146V222L144 221V223H143ZM94 219L96 221L95 222H92V221H94ZM112 219H114V220L112 221ZM120 219H122V218H120ZM124 219H125V221H124ZM150 219H152V218L150 217ZM44 220H45V223H44ZM126 220L128 222V225H132V227L134 225V229L135 230L132 229L131 227H128ZM101 221H102V223H99ZM138 221H139L140 224L137 225L136 223ZM96 222H97V224H94ZM120 222H123V224L125 223L127 226L126 225L123 226L122 223L119 224ZM42 223H43V227L44 228L40 225ZM112 223L113 224L114 223H117V225L115 224L113 226ZM149 223H150V221H148L147 226H148ZM50 225L52 226V228L50 227ZM139 225H141V226H139ZM90 226H91V231H89L87 233V229H88L87 227H90ZM98 226H100V228ZM95 227H97L96 228V232L97 233L94 232L95 230H93V229H95ZM124 227H125V229H124ZM148 227H150V224H149ZM45 228L48 229V230H45ZM147 229H150V228H147ZM130 230H133V231L130 232ZM48 231H49V233H48ZM83 231L86 232V237L85 238H87V236H89V233H90L89 239L87 238L88 241L90 240L91 242H95V241L92 240V238L94 239V237H95L94 240H96V244L95 243L94 244L91 243L92 245L89 244V246H87L88 245L87 244L88 241H86V239L83 240L84 239V235H85ZM118 231H122V232H120L121 234H119ZM126 232H127V234H126ZM80 234L83 235V236H81L83 238L79 237ZM94 234H95V236H94ZM128 234H130V237L128 236ZM147 234L149 236L150 233H148V231H147ZM147 234L144 233L142 236L145 235L147 237ZM120 235L121 236L126 235V237H122V239H121V237H119ZM91 236H93V237H91ZM60 237H62V238L60 239ZM77 237H78V239L83 240L82 242H85L86 241L85 244H87V245L84 247V246L81 245V243L80 244L79 243L76 244V242H78L77 241L78 239L75 240V238H77ZM117 237H119L120 238L119 240H121V241H118V238ZM137 237H139V236H137ZM133 238H134L133 242L136 241V246L135 245H131V244H133L132 241H131ZM135 238H136V240H135ZM123 239H125V240H123ZM71 240L72 241L75 240L74 241V244H73V242ZM127 240L128 241L129 240L131 241L130 243L128 242L129 243V248L125 249L127 247L126 246V247H124L122 249L121 247L123 245H126L125 242H127ZM147 240L146 241L144 240L145 243H146L145 246H147V242H148ZM69 241H71L72 243L69 242ZM122 241H125L124 242L125 244L122 243ZM79 242H80V240H79ZM118 242L121 243V246H120V243L118 244ZM116 243L118 244V247H117V244ZM128 243H127V245H128ZM138 243H139V245H138ZM7 244H8V246L6 248L5 246ZM12 244H14V246L16 244L17 245L14 247ZM23 246H24V248H23ZM27 246H28L29 249L27 248ZM138 246H139V248H142L144 250L141 251V249H140L139 252H138L136 250V248H138ZM119 247L122 250H120ZM131 247L132 248H135L136 247V248L135 249H132ZM97 249L100 250V252ZM105 249L108 250L109 253L107 251H105ZM94 250H97L98 252H96ZM101 250H104L105 252L104 251L101 252ZM149 250H150V248L148 249V251ZM121 251H123V252H121ZM136 251H137V253H136ZM148 251H147V253H148ZM117 252L119 253L118 254L119 256L122 253L123 254L122 255L123 257L120 256L118 258V256L114 254V253L117 254ZM125 252L127 254L124 257V255H125L124 253ZM106 253H107L108 256L106 255ZM129 254H130L131 257L129 256ZM19 256L21 257V260H19L20 259ZM27 256H28V259H26ZM107 257L108 258L110 257V259H109L110 261L108 260ZM112 257H114V258H112ZM23 258H25V259L22 260ZM127 258H128L129 261L127 260ZM17 260H19L18 263H17ZM48 260H46L45 262H48ZM140 260H142V259H140ZM143 260H144V258H143ZM24 261H25V263H23ZM126 261H128V262H126ZM139 261H137V262H139ZM45 262H44V264H45ZM112 262L110 264H112ZM143 262H145V261H143ZM30 264H32V263H30ZM146 264H147V262H146Z\"/></svg>",
  "mask_w": 264,
  "mask_h": 264
},
{
  "label": "bare ground",
  "instance_id": "6f19581e",
  "mask_svg": "<svg viewBox=\"0 0 264 264\" xmlns=\"http://www.w3.org/2000/svg\"><path fill=\"white\" fill-rule=\"evenodd\" d=\"M7 1L8 0H0V19H1V17H2V15H3V17L5 16H9V14H11L10 12L13 10L12 8L10 9L9 7H8V5L7 4H9V3H7ZM14 2V4L15 5H17L16 3H15V0H10V1H8V2H11V3H13ZM17 1V0H16ZM23 1V0H22ZM21 0L19 1H17V3L18 2H20V3H18V6L16 7L15 5H13V8H14V6H15V8H14V10H17V11H14V12H12L13 13V15L12 16H9L11 19H9V17H4V19H6L7 20V18H8V20H12L13 18H14V15H15V17H16V15L18 16V17H16V18H20L19 16H21V15H23L22 17H24V14H26L27 12H29L28 10L30 9H32V7H34V5L32 4V7L31 8H29V6H31V3H30V0H28V1H26V0H24L23 2H25L26 1V3H27V5H29V6H27V5H25L26 7H24V3L22 2ZM32 1V0H31ZM36 1V0H35ZM61 1H63V0H61ZM171 2L172 0H167V2ZM196 1H198V0H196ZM199 1H201V0H199ZM261 1H262V3H261ZM7 3V4H4V3ZM33 3H34V0L32 1ZM37 2V3H36ZM35 3L36 4H38V0L36 1ZM42 2H44L43 0H42ZM49 2H50V0H49ZM52 2V1H51ZM150 2V0H148V1H145V6H146V3L148 4ZM163 2H165V1H163ZM258 2H260L259 4H258ZM25 3V4H26ZM34 3V4H35ZM39 3H41V2H39ZM45 3V2H44ZM63 4H65L64 2H62ZM200 3V2H199ZM264 2H263V0H257V4H258V6L260 5V4H263ZM23 5L21 8H20V6L21 5ZM45 4H47V2L45 3ZM51 4V3H50ZM144 4V3H143ZM164 4H167V9L171 6V4H168V3H164ZM198 3H196V5H197ZM7 5V6H6ZM12 4H9V6H11ZM20 5V6H19ZM38 5H40V4H38ZM149 5H150V3H149ZM186 5H189V4H185V6ZM44 6V5H43ZM47 6V5H46ZM64 6V5H63ZM139 6H141V4L139 5ZM143 6V5H142ZM145 6H143V7H145ZM166 6V5H165ZM193 6H195V5H193ZM192 6V7H193ZM18 7H19V9H18ZM27 7H28V10H27ZM38 7V6H37ZM36 7V8H37ZM62 7V6H61ZM147 7H148V9L150 8L149 6H146L145 8H144V11H145V9H146V11H147ZM188 7V6H187ZM186 7V8H187ZM189 7H190V5H189ZM192 7H190V8H192ZM260 7V6H259ZM259 7H257V8H259ZM261 7H263L264 8V6H261ZM261 7H260V9H261ZM25 8V10H22V9H24ZM40 8H43V7H41V5L39 6V10H40ZM60 8V7H59ZM142 8V7H141ZM141 8H139V9H141ZM171 8V7H170ZM10 9V11H8ZM34 9H35V7H34ZM37 9V10H38ZM44 9V8H43ZM62 9H64V8H61V9H58V11L59 10H61V11H63ZM138 9V10H139ZM171 9H173V8H171ZM170 9V10H171ZM27 10V11H26ZM37 10L35 11L36 13H37ZM39 10H38V12H39ZM42 10V9H41ZM54 10V9H53ZM137 10V11H138ZM174 10V9H173ZM172 10V11H173ZM255 10V9H254ZM257 10V9H256ZM256 10L254 11V12H256ZM259 10V9H258ZM19 11H21V12H19ZM33 11V10H32ZM57 12V10H54V12ZM146 11L144 12L145 14H146ZM149 11V10H148ZM147 11V12H148ZM183 11H184V9H183ZM187 11V10H186ZM189 11V10H188ZM262 11V10H261ZM263 11H264V9H263ZM262 11V12H263ZM17 12H19V15L18 14H16ZM26 12V13H25ZM53 12V13H54ZM63 12H65V11H63ZM139 13L141 12V11H138ZM252 12V11H251ZM251 12H249V15H247L248 14V12H246V14H244L246 17H244L245 18V23L247 22V20H246V18L248 17V18H250V19H252V17L250 16V15H253ZM259 12V11H258ZM258 12H256V14H260L261 16H262V12H260V13H258ZM15 13V14H14ZM20 13H21V15H20ZM30 13H31V11H30ZM59 13L61 14V15H63V13L62 12H60L59 11ZM58 12L57 13H55V15L56 14H59ZM137 14L138 16L140 15V14ZM186 13H188V12H186ZM6 14V15H5ZM28 14V13H27ZM33 13H31V14H29L30 16L32 15ZM39 14H41V15H39ZM38 15L40 16V17H42L43 15H42V13H39ZM141 16L140 17H136V18H138V19H142V17H144L145 16V14H144V16H143V10H142V12H141ZM150 14V11L148 12V14L147 15H149ZM255 14V13H254ZM37 15V16H38ZM60 15V16H61ZM136 15V16H137ZM146 15V16H147ZM27 16V15H26ZM26 16H25V18H26ZM33 16H34V20H32L31 21V18H30V20H28L29 19V17L27 16V18L26 19H23L22 17V19H23V21H22V19H21V21H18L20 24H18L17 23V20H16V18L14 19L15 21H13V23H15L16 25L18 24V25H20V26H25V24H24V22L26 23V21L28 20V21H31V22H34L35 20H37L38 21V19H36V17H35V15L33 14ZM33 16H31V17H33ZM46 16V15H45ZM45 16H43V17H45ZM57 16H59V15H57ZM150 16V15H149ZM148 16V17H149ZM259 16V15H258ZM257 16V17H258ZM261 16L260 17H258L259 19H260V21L262 20V18H261ZM264 16V15H263ZM38 18V17H37ZM243 18V17H242ZM247 18V19H248ZM4 19L2 18L1 19V21H4ZM33 19V18H32ZM41 18H39V20H40ZM138 19H135V20H137V22L139 21V22H141V25H143V23L142 22H144V20L142 21H140V20H138ZM146 19H147V17H146ZM150 19V18H149ZM250 19H248V21L250 20ZM259 19H258V21H259ZM5 20V21H6ZM26 20V21H25ZM148 20V19H147ZM253 20V19H252ZM1 21H0V23H1ZM259 21V22H260ZM263 21H264V18H263ZM7 22V21H6ZM31 22H28V23H31ZM137 22H135V25H138L137 24ZM249 22H251V21H249ZM3 24L5 23V22H2ZM254 23V22H253ZM2 24V25H3ZM9 24L10 25H7V23L5 24V25H7L8 27L10 26V28H11V26L12 25H14L16 28H13L14 26H12V28L13 29H17V26L15 25V24H12L10 21H9ZM145 24V23H144ZM251 24H252V22H251ZM251 24H249V25H251ZM255 25H256V22L254 23ZM2 25H1V27H0V29L2 28ZM4 25V26H5ZM26 25H28L27 23H26ZM258 25H259V23H258ZM21 27V29L22 28H24V27ZM252 26V25H251ZM251 26H250V29H251ZM257 26V25H256ZM261 26H263L264 27V25H262V21H261ZM7 27V28H8ZM26 27V26H25ZM139 29H138V31L140 30V25H138L137 26ZM137 27H136V30H134V32H136L137 31ZM144 27V26H143ZM5 28H6V26H5ZM142 28V27H141ZM254 28V27H253ZM259 29H260V26L258 27ZM258 28H256L257 30H258ZM4 29V28H3ZM3 29H2V32H3ZM18 29H19V26H18ZM134 29H135V27H134ZM145 29V28H144ZM143 28L141 29V30H143V31H145ZM212 29V28H211ZM261 29H263V28H261ZM7 30V31H6ZM10 31V29H5L4 31L6 32V34L3 32H0V35H2L1 36V38H0V60H3L4 59V61H3V63L5 62V61H7V63L5 62V64L6 65H8V62H10V64L11 63H13L12 65H14V67L13 66H11V65H8L9 66V69L11 68H15V67H18V66H20V68L22 69V70H24L25 71V74L27 75L28 73H27V69L25 68V66L24 65H22V63L20 62V60H18V61H14V59H13V56H14V54H13V52H12V49H14V45H13V41H12V39L10 38L9 39V37L7 36V33ZM20 30V29H19ZM122 30H124V28L122 29ZM252 30V29H251ZM264 30V29H263ZM1 31V30H0ZM126 31V30H125ZM213 31V30H212ZM215 31V30H214ZM213 31V32H214ZM253 31V30H252ZM260 31L261 30H259V33L258 34H260ZM72 32V31H71ZM146 32V31H145ZM124 33V32H123ZM123 33H121V34H123ZM126 33H129L128 31L126 32ZM125 33V34H126ZM131 33V32H130ZM129 33V34H130ZM144 33V32H143ZM252 33V32H251ZM4 34V35H3ZM129 34H128V36H129ZM132 36H133V33L131 34ZM135 35H137V32H136V34ZM263 35H264V31H263V33H262V37H263ZM125 35H123V37H124ZM126 37L128 40H129V37ZM258 36V35H257ZM124 37V39H126ZM138 38L137 36H134V38ZM140 37V36H139ZM215 37H217L216 35H215ZM255 37V36H254ZM135 38V39H136ZM144 38V37H143ZM258 38H259V36H258ZM261 38V37H260ZM259 38V39H260ZM126 39V40H127ZM135 39H133V40H135ZM140 39H142V38H140ZM213 39V38H212ZM214 39H216V38H214ZM213 39V40H214ZM255 39V38H254ZM108 40V42H109V39H107ZM107 40H106V42H107ZM133 40H131V41H133ZM138 40V39H137ZM257 40V39H256ZM120 41V40H119ZM264 42V40L261 38V41L260 42ZM110 42H111V40H110ZM139 42V41H138ZM141 42V41H140ZM252 42H257V41H252ZM251 42V43H252ZM214 43H217V44H219L220 42L218 41L217 42V40H216V42L214 41L213 42V45H211V44H209V46L211 45L212 47H214V46H218V45H214ZM250 43V44H251ZM259 43V42H258ZM35 44V43H34ZM38 43L36 42V45H37ZM111 44V43H110ZM120 44H122V43H120ZM133 44V43H132ZM141 44H142V42H141ZM167 44H170V45H172V44H174V43H166L165 45H167ZM183 43H181V44H178L177 43V45H175L176 47L177 46H179V45H182ZM254 44V43H253ZM257 44V43H256ZM108 45V44H107ZM113 45V44H112ZM117 45V44H116ZM119 45V44H118ZM117 45V46H118ZM137 45V43L134 45V46H136ZM140 45V44H139ZM164 45V46H165ZM249 45V44H248ZM258 45V44H257ZM261 45V44H260ZM260 45H259V47H260ZM38 46H40L39 44H38ZM101 46H104L103 44L101 45ZM121 47L123 46V44L122 45H120ZM125 46V45H124ZM124 46H123V48H121L120 47V49H124ZM126 48H128V44H126ZM138 46V45H137ZM162 46V45H161ZM163 46V47H164ZM168 46V45H167ZM166 46V47H167ZM174 46V47H175ZM183 47H186L184 44L182 45ZM219 46H220V44H219ZM222 46H224V45H222L221 44V47ZM249 46H252V45H249ZM81 47V46H80ZM171 47V46H170ZM180 47V46H179ZM179 47H177V49L179 48ZM183 47H181V49L180 50H178V53H177V51H175L177 54H179L180 53V51H181V53H180V55L181 54H183L182 53V51H183ZM242 46H240V48L238 47V48H236L237 50H236V52H237V54H238V52H240V51H238V49H242L241 48ZM245 46H243V50L245 51V48H244ZM247 47V46H246ZM254 47V46H253ZM259 47H258V49H259ZM35 48V47H34ZM40 48H41V46H40ZM100 48V47H99ZM98 48V49H99ZM104 48V47H103ZM106 48H108V46H106L105 47V50H106ZM111 48V47H110ZM114 48H115V46H114ZM119 51H120V49L118 48V47H116ZM115 48V49H116ZM249 48V47H248ZM248 48H246V49H248ZM255 48V47H254ZM253 48V49H254ZM261 48V47H260ZM36 49V48H35ZM35 49H33L34 51H35ZM112 49V48H111ZM114 49V50H115ZM130 49V48H129ZM162 50H163V48H161ZM169 50L171 49V48H168ZM177 49H175L174 48V50H177ZM214 49H215V51H210L209 53L207 52V54H211V55H214V56H216L215 54H212L213 52L214 53H216V51L218 50L217 49V47H214ZM39 50H41V49H39L38 48V50L37 51H39ZM128 50V49H127ZM133 50V49H132ZM164 50H165V48H164ZM163 50V51H164ZM174 50L172 49V51H173V53H175L174 52ZM221 50V49H220ZM226 50V49H225ZM250 50V49H249ZM248 50V51H249ZM260 50L262 51V48L261 49H259V52H260ZM95 52H97L96 50H94ZM125 51V50H124ZM161 51V50H160ZM166 51V50H165ZM172 51H168V53L170 52V53H172ZM187 50H185V51H183V52H186ZM198 51V50H197ZM247 51V50H246ZM93 52V51H92ZM94 52V53H95ZM98 52H102V49H100ZM98 52H97V54H98ZM112 53L114 52V51H111ZM110 52V53H111ZM162 52V51H161ZM199 52V51H198ZM256 52H258L257 51V48H256ZM256 52H254L255 53V55L257 56V54H256ZM106 53H108V52H106ZM116 51H115V54H113V55H116ZM127 53H129V50H128V52ZM169 53V54H170ZM200 53L202 54L203 52H201L200 51ZM219 53V52H218ZM252 53V52H251ZM251 53H249V54H251ZM102 54H105L104 53V50H103V53ZM120 53H118V55H119ZM124 54H125V52H124ZM161 54H164L163 52L161 53ZM177 54H174V55H177ZM201 54H199V55H201ZM243 54V53H242ZM246 54V53H245ZM258 54H263L262 52L261 53H258ZM99 55V54H98ZM106 55V54H105ZM111 55V54H110ZM110 55H109V57H110ZM121 55L123 56V54H122V52H121ZM126 55H128V54H126ZM125 55V56H126ZM165 55V54H164ZM187 55V54H186ZM185 54L183 55L184 57L186 56ZM220 55H221V51H220ZM244 55V54H243ZM253 55V54H252ZM107 56V55H106ZM122 56H121V58H122ZM125 56H124V59H125ZM157 56H160V55H157ZM166 56H167V54H166ZM165 56V57H166ZM170 56V55H169ZM169 56H168V59L167 60H169L170 62H171V60L173 61V56H172V54H171V56H170V59H169ZM239 56H241V52H240V55ZM249 56V55H248ZM259 56H262V55H259ZM258 56V57H259ZM114 57V56H113ZM118 57H120V56H118ZM128 57V56H127ZM162 57V56H161ZM174 57H176V56H174ZM179 57V56H178ZM182 57V55L180 56V58ZM182 57L183 59H188L187 57ZM195 56H193V60H194V62H195V58H194ZM213 57V56H212ZM218 60L220 59L219 58V54H218ZM216 57V58H217ZM250 57H253V56H251L250 55ZM264 57V56H263ZM3 58V59H2ZM105 58V57H104ZM111 58V57H110ZM116 58H117V56H116ZM158 58H160V57H158ZM179 58V59H180ZM182 58H181V60H182ZM222 58H223V55H222ZM245 58V57H244ZM244 58H242L241 60H243ZM255 58V57H254ZM106 59H108V58H106ZM114 59V58H113ZM155 59V58H154ZM164 59H166V58H164ZM178 59V58H177ZM176 58H175V61H173V62H171V64L172 63H176L178 60H177ZM189 59H191V58H189ZM188 59V60H189ZM215 59V58H214ZM213 59V62H215V60ZM224 59V58H223ZM252 59V58H251ZM261 59H262V57H261ZM121 60V59H120ZM123 60V59H122ZM129 60V59H128ZM156 60V59H155ZM167 60L165 61V60H163V58H162V61H165L164 63H167L165 66H170L169 64H170V62L168 63L167 62ZM185 60H184V62H185ZM188 60H186V61H188ZM218 60L216 61L217 63H219L218 62ZM241 60H239V61H241ZM256 60V59H255ZM262 60H264V58L262 59ZM117 61H119V60H117ZM157 61V60H156ZM196 61H197V58H196ZM219 61H223L222 59H220ZM251 61H253V60H251ZM257 61V60H256ZM261 61V60H260ZM182 62V61H181ZM184 62H182V64H185V65H187L188 64V62L187 63H184ZM190 62V61H189ZM193 62V61H192ZM215 62V63H216ZM224 62L225 61H223L222 63H219V66H223L224 67ZM16 63V64H15ZM174 63V64H175ZM178 63V62H177ZM196 63V62H195ZM241 64H242V61L240 62ZM240 63H239V66H240ZM253 63V62H252ZM260 63H264V62H260ZM179 64V63H178ZM193 64V63H192ZM191 64V65H192ZM197 64V63H196ZM212 64V63H211ZM220 64H223V65H220ZM257 64H258V62H257ZM15 65H17V66H15ZM103 65H105V64H103ZM158 65V64H157ZM160 65V64H159ZM173 65V64H172ZM189 65V64H188ZM191 65H190V67H189V69L191 68ZM194 65V64H193ZM192 65V67H194ZM213 66H214V64H212ZM211 65V67H210V70L211 69H215V67H216V70H214V71H216V73L217 74H219V73H222L221 71H220V69L222 68H220L219 66H218V64H216V66L215 67H213ZM24 66V68L26 69H24V68H22ZM161 66H162V64H161ZM178 66V65H177ZM183 66V65H182ZM182 66H180V68H183ZM219 67V69H218V67ZM248 66H250V65H248ZM253 66V65H252ZM255 66V65H254ZM257 66V68H258V65H256ZM157 67H160V66H157ZM164 67V66H163ZM173 67H175V65L173 66ZM196 67V66H195ZM201 67V66H200ZM199 67V68H200ZM203 67V66H202ZM201 67V68H202ZM262 67V66H261ZM106 68H108V66L106 67ZM106 68H104V69H106ZM141 68V67H140ZM143 68H146V66H144ZM177 68H179V67H177ZM176 67H175V69H176V71H173V69H172V71L174 72V73H172L174 76L176 75L175 74V72H177V69ZM248 68V67H247ZM263 68H264V66H263ZM17 69V68H16ZM103 68H101L100 70H102ZM130 68H128V70H129ZM131 69H135L136 70V68H131ZM137 69H138V67H137ZM147 69V68H146ZM167 69H169L168 67L167 68H165L164 70H167ZM184 69V68H183ZM189 69L187 68V70L189 71ZM195 69V68H194ZM217 69L220 71L219 73L217 72ZM239 69V68H238ZM237 69V72L240 70H238ZM251 69V68H250ZM249 69V70H250ZM253 69V68H252ZM262 69V68H261ZM22 70H20L19 71V69H18V74H19V76L21 75V73H22ZM127 70V69H126ZM159 69H157L156 71H158ZM161 70V69H160ZM164 70H162V71H164ZM170 70V69H169ZM181 70V69H180ZM187 70L185 69V75L187 74ZM197 70H199V69H197ZM212 70V71H213ZM222 70V69H221ZM247 69H245V70H243L244 72H241V71H239L238 73H246L245 71H246ZM248 70V71H249ZM9 71H11V70H9ZM7 72V74L9 73L10 74V78H11V84H8V86L9 87H7V86H5V84H7V83H5L4 82V86L5 87H7L8 89L10 88V87H12L11 89H12V91L10 92L12 95H10L9 94V97L11 96L12 98L15 96V94L17 95V97H14V100L12 99V101H10V100H7V103H9L8 101H10L11 102V104H12V102H13V104L14 103H17V107H19L18 106V104L20 105V103H18V99H20L21 101H23L22 103H24V104H21L22 106H27V104H29L31 101L30 100H32V102H31V104H29L28 105V107L30 106V105H32L33 106V104L32 103H34L35 102V100H33V99H30V98H33L34 96L33 95H31V96H33V97H30V96H28L29 95V93H27L26 94V91H25V89H28L27 87L24 89V91H25V93H24V91H22L23 90V88L25 87V79H27V77L29 76V75H25L26 76V78L25 77H23V75L21 76V77H19L21 80L23 79V80H25V81H18L19 80V78L18 77H14V76H17L18 74L17 73H15V69H14V71H13V69H12V71L11 72ZM24 71H23V73H24ZM103 71V70H102ZM105 71V70H104ZM103 71V72H104ZM109 72H111L110 70H108ZM119 71H121V70H119ZM132 71H134V70H132ZM136 71H138V70H136ZM148 71H150V72H148ZM147 72H148V74H147V76H146V78H148L149 79V84L150 83H152V81H153V79L154 80H156L157 81V83L159 84V82H160V84H161V86L163 87V89H164V91H169L168 93H165L166 95L168 94V96H169V99L171 98V96H170V94H172L174 91H171V87H170V90H168V86L167 85H170L171 86V84H172V82L170 81V83L171 84H167V85H164V84H166L165 82H166V79H165V77L164 78H161L162 76H164L163 74L165 73H163V72H161L162 73V75H161V77L159 78H157V77H155V78H151L152 76H150V74L152 75V72L153 71H151L150 69L148 70ZM155 71V70H154ZM182 71V70H181ZM213 71V72H214ZM248 71H247V73H248ZM251 71V70H250ZM259 71H260V69L259 70H257V72L259 73ZM14 72V74H12ZM122 72H123V70H122ZM124 72H125V70H124ZM127 72V71H126ZM131 72V71H130ZM130 72H128V73H130ZM170 72V71H169ZM178 72H179V70H178ZM190 72V71H189ZM188 72V76H189V73ZM193 72V71H192ZM195 72V71H194ZM194 72H193V74H194ZM198 72V71H197ZM256 72V73H257ZM261 72V71H260ZM113 73V72H112ZM111 73V74H112ZM121 73V72H120ZM128 73H126L127 75H128ZM135 73V72H134ZM145 73V72H144ZM150 73V74H149ZM154 73V72H153ZM167 73V72H166ZM179 73H181V72H179ZM211 73V74H210ZM254 72H252L251 74H253ZM257 73V74H258ZM264 73V72H263ZM263 73H261V74H263ZM9 74H8V79H10L9 78ZM17 74V75H16ZM101 74H103L102 72H100L99 73V75H101ZM105 74H106V72H105ZM109 74V73H108ZM108 74H106V75H108ZM122 74H124V73H122ZM126 74H124V76L127 78V75ZM136 74H137V72H136ZM157 74H159V71H158V73ZM171 73H169V75H170ZM171 74V75H172ZM182 74H184V73H181V75ZM195 74H197L198 75V73H195ZM216 74V75H217ZM227 74V73H226ZM249 74H250V72H249ZM250 74V75H251ZM257 74H256V76H257ZM260 74V75H261ZM11 75H12V77H11ZM106 75H104V76H106ZM131 75H133V74H131ZM139 76H140V74H138ZM137 75V76H138ZM142 75V74H141ZM165 75H167V74H165ZM173 75L171 76V77H173ZM196 75V76H197ZM208 75H210V76H212L213 75V73L211 72V71H209V74ZM109 76V75H108ZM118 76V75H117ZM116 76V77H117ZM136 76V77H137ZM139 76H138V79H139ZM154 76H156V74L154 75ZM157 76H159V75H157ZM180 76V75H179ZM184 76V75H183ZM182 76V77H183ZM193 77H194V75H192ZM203 76H205V75H203ZM207 76V75H206ZM219 76V79H218V81L220 80V78L222 77V78H224V77H230V76H224L223 74H222V76L220 77V75H217L216 77H218ZM247 76V75H246ZM256 76L255 75H253V77H255L256 78ZM258 76H259V74H258ZM7 77L6 76H4V78L5 79H7ZM115 76H114V78L115 79H118V78H116ZM129 77H131V76H129ZM133 77V76H132ZM136 77H133V79L135 80V78ZM145 77V76H144ZM168 77V76H167ZM176 77H177V75H176ZM184 77H187V75L186 76H184ZM191 77V76H190ZM190 77H187L188 79L190 78ZM192 77V78H193ZM198 77V76H197ZM197 77H196V79H197ZM199 77H202V75H199ZM233 77V76H232ZM244 77V76H243ZM242 77V78H243ZM3 78V79H4ZM12 78H14V80H12ZM104 78V77H103ZM102 78V79H103ZM106 78H107V76H106ZM109 78L110 77H108V79H106L105 80V82L106 81H108L109 80ZM140 78H143V77H141L140 76ZM146 78H145V80H146ZM151 78V79H150ZM178 78V77H177ZM177 78H175V79H177ZM191 78V79H192ZM208 78H209V76H208ZM215 78V77H214ZM213 78V76H212V78H211V80L212 79H214ZM248 78H250V77H248ZM252 78V77H251ZM255 78H253V79H255ZM17 79V85L18 86H20V84L22 83V82H24L23 83V87L21 86L20 88H22V90H21V92L19 91V87L17 88L18 90V92H20V98H18L19 96H18V92L16 91V87H14L15 86V80ZM98 79V78H97ZM100 79V78H99ZM112 79V78H111ZM121 79V78H120ZM128 79H130V78H128ZM132 79V78H131ZM130 79V80H131ZM144 79V78H143ZM159 80V82H158V80ZM168 79H170V78H168ZM168 79H167V81H168ZM172 79V78H171ZM179 79H181V78H178V83H179ZM189 79L190 81H191V83H192V85L193 84H195L196 85V83L197 82H195V78H194V80L192 79ZM204 79V78H203ZM216 79V78H215ZM216 79V80H217ZM230 79H231V77H230ZM244 79H246V81H247V78L245 77ZM243 79V80H244ZM253 79H251V80H253ZM101 80V79H100ZM123 80H125V79H123ZM140 80V79H139ZM152 80V81H151ZM182 80H184V79H182ZM182 80H180L181 82H182ZM199 80L200 81H198V80H196V81H198V83H197V85L199 86V85H201L202 83H201V79L199 78ZM210 79H208V80H206L207 81V83L209 84V81ZM210 80V81H211ZM222 80V79H221ZM234 80V79H233ZM237 80H238V78H237ZM242 80V79H241ZM261 80H263L262 82H261ZM94 81V80H93ZM110 81H113V80H110ZM117 82V85L118 84H120V83H122L123 81H122V79H121V82H118V80H116ZM126 81H127V79H126ZM133 81V80H132ZM132 81H130V82H132ZM143 81V80H142ZM151 81V82H150ZM188 81V80H187ZM190 81H188L189 83H187L189 86H190V89H189V87H187L188 85H186V88H185V91L187 90V89H189L190 90V93L188 92V91H186V93H179V91H178V93H177V91L175 92L176 94H177V97H178V94H180L181 96V99H180V97H179V99L180 100H183L184 101V99H183V95L184 94H186L187 96L188 95H190V96H188V98H190L191 97V95L192 94H194L195 93V95L193 96L194 98H196V96L198 95L199 97H201V95L203 96V94H204V92H205V94H206V96H207V94H208V92L210 91V89H211V91H210V93L211 92H213L212 90H214V92L216 91V93L214 94V95H216L215 96V98H214V100H215V103H216V106H215V103H214V108L215 109H212L211 107V109L213 110V111H215L216 109V111L213 113V115L212 114H210V108L208 109V112H207V108H206V106L204 105V104H206L205 103V100L207 99V98H209L210 97V95L211 96H213V94H208L209 96L206 98V96H205V94H204V103H203V101L202 100H197V99H195L198 103L200 102V105H201V103H203V106L201 105V106H199V104L197 103L196 105H198L200 108H199V110H198V108H194V106H195V100H193V99H191V100H189V102H193L194 103V105H193V103L192 104H189V106H188V104H187V101H188V99L186 100V103H184V105L186 104L189 108H190V105H192L191 106V108H194V109H197L198 110V112H199V114H202L203 112L202 111H204L205 112V110H206V112H207V115L208 114H210V116L208 117L207 115H206V119H204L203 117H201V116H203L205 113H203L201 116L200 115H197L198 113H196L195 112V110H193L194 111V113L195 114H193V112L192 111H190V109H187L188 107H186L185 109H187V111L185 110V109H182L181 107V112H182V110H183V113L185 114V113H187L186 115H189L188 117H186V115H185V118L183 117H180L179 119H177L176 117H174V119L172 118V117H170L173 113L171 112V111H173L174 110V108H176V106H177V104H176V106L175 107H172V106H174L173 105V103H174V99L171 101H169L168 99L166 100L165 98V100H166V102H165V100L163 101V102H165V104H164V106H165V108H164V106L161 104V98H160V106L162 105V110L163 109H165V110H167V108H168V111L166 112V111H164L165 112V114L163 115L162 113L163 112H161L162 110H160V113L163 115V116H165L164 118H163V116L161 115V117H157L158 118V120H160V122L161 123H159V121L157 120V121H155L156 122V124H157V122L159 123V124H162V128H165V126L164 125H166V126H171L172 127V129H174V127H175V132L174 133H172L173 131L171 130V127H170V130H167V129H165V130H162V128H161V130L162 131H164L163 133L160 131V127H158L159 128V131L157 130H155L156 128L154 127L153 129H151L152 127H153V125H150L151 123H155L154 122V120L153 119H155V118H151V123H150V115H153L152 113L150 114V112L152 111V109H151V111H150V105L152 104L151 102H150V96H149V99H147V102L145 103V106H141V105H138V108H139V106H141V108H139L140 109V111H139V114L141 115V116H139V117H141L140 119H135V121H133V122H131V126H132V128H134V129H132V130H136L137 128L139 129H141V132L140 131H138V129H137V132L138 133H141L142 134V136H141V134L140 135H135V136H132V137H136V136H138L139 138H141L142 139V142H141V139L140 140H138V141H140L141 143L139 144V145H143L145 148H144V150H145V153L144 152H142L141 154H142V157H139L138 159H139V161H138V159H137V163H135V164H133V162H132V164L130 165V167H131V169H132V165L136 168H133L134 170H135V176H136V178H133L134 176V170H133V174L131 173V171L129 172L127 169H130L129 168V166H126V167H124V168H122V169H120V166L123 164L122 162H124V161H126V159H124V161H121V158H120V161H121V163H120V166H119V164L118 163H116L115 161H116V157L118 156V154L117 155H115L116 157H114V156H110V158L111 159H115L114 161H112V162H115L116 164H118V170H120L119 171V176H118V174L116 175V177L118 176V178L120 177V179L118 180V181H121V183L122 184H124L123 182V177H122V179H121V176L120 175H123V173L124 172H128L129 174L131 173L132 175H129L130 177L131 176H133L132 177V179H134V185L135 186H137L136 188L138 189V187L140 188V189H142V191H145L146 189H145V187L147 188V190L150 188V185H151V183L150 182H152V186L154 187L155 186V188L157 187L158 189H160V191L159 192H161L162 191V194L160 195V197H162V195H163V193H164V196L161 198V200H158V201H160V202H163V203H161V208H160V206H159V209L157 210V208L156 207H158V205L157 206H155V205H153L154 207H155V209H154V207L152 206V207H150V205H149V203H148V205H149V207L150 208H152V210L154 209V212L152 213L151 211H150V209H147V211L149 210V212H147V211H145V212H147V213H145L146 215H147V217L144 215L143 216V218L145 217V218H147V223H148V221H150V227H148L149 226V224H148V226H147V223H146V228H145V224H144V229L142 228V226L141 225H139V226H141V231H142V233L140 232V227H137L136 225V230H139V231H135V232H138V233H136V238H137V242L139 241V243H140V240H143V242H144V244L146 245V243H145V241L147 240L148 242H147V246H145L144 244V246H142L143 248L144 247H148V248H144L145 250L147 249V251H148V249L150 248V250L148 251V253H147V251H144V252H141V253H138V255H139V257L140 256H142L143 258H144V260H143V258L142 257H140V259H142L143 261H145V262H143L142 260H140V259H138V257H137V255L136 256H134V263H136V264H146V262H147V264H264V205L262 206V205H259L260 206V208H259V206H258V208H257V203L258 202H256L255 200H254V198H255V196L257 195V197L256 198H259V197H261V199H262V196H259L260 194H261V190L262 189H264V120H263V118L264 117H262V119H261V116H263V115H258V113L256 114V111L258 112V110H259V112H260V109H259V107H261V111L263 110V113H264V86H262L261 87V85H264V76L260 79V81H258V83L256 82L257 81V79L256 80H254L252 83H254V85L255 86H257L259 83H261L260 85H258V87H256L257 88V91H256V93H252V91H251V94H250V89H249V99H251V96L253 95V96H257V98L256 99H254L253 97V99H251V101L252 100H254L255 101V104H250V103H254V101H250L249 102V99H247L248 98V91H243V93H244V95H240L239 97H238V95L239 94H241V93H239V94H237V92L235 91H233V93L235 94H237L236 96H234L233 97V94L231 93V96H230V93H229V95L228 96H230V97H228L227 96V94H226V91L225 92H223V91H221V90H224V89H221V88H219L218 90H216V87H217V84H220V83H218V81L216 82V84H214L216 87H215V89H214V86L213 85H211V87H210V84H213L212 82L209 84V91L208 92H206V91H204L203 92V86H200L199 88H195V92L194 91H192L193 89L191 88V87H193V86H195V85H191V83H190ZM192 81H194V82H192ZM203 81V80H202ZM214 81V80H213ZM223 81V80H222ZM19 82H21V83H19ZM28 82V81H27ZM98 82H99V84H100V82L101 81H97V82H93V83H97V85H98ZM109 82V81H108ZM114 82H115V80L113 81V82H110V83H113L114 84ZM128 82V81H127ZM127 82H126V85H127ZM136 82V81H135ZM144 82V81H143ZM147 82V81H146ZM145 82V83H146ZM154 82V81H153ZM169 82V81H168ZM167 82V83H168ZM235 82V81H234ZM233 82V83H234ZM255 82L257 83V85L255 84ZM9 83V82H8ZM132 83H134V82H132ZM132 83H130V84H132ZM136 83H138V81L136 82ZM135 83V85H138V84H136ZM143 83L145 86H146V84L148 83ZM174 84H175V82H173ZM178 83H176L177 85H178ZM185 83V82H184ZM201 83V84H200ZM204 83V82H203ZM215 83V82H214ZM223 83V82H222ZM227 83H228V80H227ZM230 83H231V81H230ZM238 83V82H237ZM243 83V82H242ZM14 84V86H10V85H13ZM95 84H93L94 86H95ZM102 84V83H101ZM129 84V85H130ZM149 84L147 85V86H149ZM153 84H155V82L153 83ZM180 84V83H179ZM186 84V83H185ZM205 84V83H204ZM223 84H225L226 86H224V85H221V87L222 86H224V88L225 87H228V84H226V82L225 83H223ZM244 84H246L245 83V80H244ZM244 84H243V86H242V88L244 87ZM247 84H249V82L247 83ZM22 85V84H21ZM44 85V84H43ZM96 85V86H97ZM103 85V84H102ZM109 85V84H108ZM112 85V84H111ZM110 85V86H111ZM115 85V84H114ZM117 85H115V87L117 86ZM128 85V86H129ZM152 85V84H151ZM181 85H182V83H181ZM181 85H179L180 86V89L182 88L181 87ZM196 85V86H197ZM206 85V84H205ZM242 85V84H241ZM249 85H251V84H249ZM42 86V85H41ZM86 86V85H85ZM93 86V87H94ZM99 86V85H98ZM106 86V85H105ZM118 86H120V85H118ZM123 86H125V84L123 85ZM123 86H122V89H124L123 88ZM132 86H133V84H132ZM132 86L130 87V90H131V88H132ZM146 86V90L144 89V91L142 92L143 94H147V89L149 90L150 88H151V86H149V88ZM158 86H160V85H158ZM164 86H166V88L167 89H165V87ZM197 86V87H198ZM208 86V85H207ZM206 86V87H207ZM213 86V87H212ZM218 86H220V85H218ZM229 86H230V84H229ZM231 86H232V89H234L233 88V84H231ZM236 86H237V84H236ZM247 86V85H246ZM13 87L15 88V92H17V93H15L14 94V90H13ZM43 88H46L45 86H42ZM41 87V89H43ZM102 87V86H101ZM100 87V88H101ZM107 87V86H106ZM114 90H115V88H114V86L112 85L111 86ZM134 88H136L135 86H133ZM138 87V86H137ZM139 87H140V83H139ZM142 87H143V85H142ZM178 87V86H177ZM177 87H176V89H177ZM184 87H185V85H184ZM184 87H183V89H184ZM202 87V88H201ZM235 87V86H234ZM248 88L250 87V86H247ZM7 88H5L4 89V87H3V89H4V91L6 92H8L9 93V91L8 90H6ZM78 88H80V87H78ZM83 88V87H82ZM86 88H88V90L90 89V87H86ZM99 88V89H100ZM105 88V87H104ZM108 89L110 88V87H107ZM106 88V89H107ZM128 88L129 87H126V89H125V91L126 90H128ZM143 88H145V87H143ZM201 88V89H200ZM205 88V87H204ZM213 88V89H212ZM241 87L239 86V89H240ZM251 88H253V87H251ZM255 88V87H254ZM258 88H260L259 89V93H260V91H261V93H260V95H259V93H258ZM263 88V89H262ZM52 89H54V88H51V89H49L48 88V91H47V89L45 90V89H43V91L44 92H47L48 93V95L50 94H52L53 92L56 94V96H58L59 97V94L60 93H58V92H55L56 91V89L57 88H55V90H53L51 93L49 92V91H51ZM91 89H93V88H91ZM116 89L117 90H115L114 92H116V91H119L118 89H121V88H119V87H116ZM121 89V90H122ZM155 89H161V88H156V84H155ZM154 89V91H155V94L159 91V90H155ZM163 89H161V91L163 90ZM173 89H175L174 87H173ZM196 89H197V94H196ZM202 90L201 92H200V90ZM207 89V88H206ZM221 89V90H220ZM229 90L230 88H226L225 90ZM231 89V90H232ZM245 89V88H244ZM243 89V90H244ZM247 89V88H246ZM245 89V90H246ZM60 90V89H59ZM75 90V89H74ZM85 90V89H84ZM84 90H83V92H84ZM120 90V91H121ZM140 90H141V88H140ZM178 90V89H177ZM182 90V89H181ZM198 90H199V92H198ZM241 90V89H240ZM253 90V89H252ZM3 90H2V93H4L5 95L7 94V92L5 93ZM29 91V90H28ZM58 91V90H57ZM77 91V90H76ZM75 91V92H76ZM79 91H81L82 92V90L81 89H79ZM93 91H97V93H99L100 91L97 89V90H94L93 89ZM93 91H91L92 93H93ZM99 91V92H98ZM106 91H113L112 89H109V90H106ZM106 91H103V87H102V91H101V93H103V92H106ZM123 91V90H122ZM129 91V90H128ZM133 91H137L136 89H133L132 90V93L134 94V95H132V97L131 96H129V94H127V96H129L130 98H133V96L134 97H136L137 96V98H138V96H139V92H137V94L138 95H135L136 93L135 92H133ZM153 91V90H152ZM154 91L152 92V94H154ZM160 91V92H161ZM164 91H162V92H164ZM170 91L172 92V93H170ZM219 91V92H218ZM230 91V90H229ZM228 91V92H229ZM73 92V91H72ZM90 92V93H91ZM131 92V91H130ZM146 92V93H145ZM150 92H151V89H150V91H148V93L150 94ZM161 92V93H162ZM182 92H184V90L182 91ZM189 94H188V93ZM202 92H203V94H202ZM218 92V93H217ZM223 92V93H222ZM31 93H33V92H31ZM53 93V95L55 96V94ZM68 93V92H67ZM71 92H69V94H67L68 95V97H69V95H71L70 94ZM87 93V92H86ZM91 93V94H92ZM97 93H95V95H97ZM101 93H100V95H101ZM117 93V92H116ZM115 93V94H116ZM119 93V92H118ZM131 93V94H132ZM141 93V94H142ZM199 93V94H198ZM24 96L25 94L28 96V98L30 99H28V98H26L27 96L25 95L24 96V98L22 97V95ZM40 94V93H39ZM42 94V93H41ZM83 94V93H82ZM82 94H78V95H80L81 97H82V101L85 99V97H86V95H85V93H84V95L85 96H82ZM106 94H108V92L106 93ZM111 94H113V92H110V95ZM120 94V93H119ZM130 94V95H131ZM152 94H151V96H152ZM165 94H161V95H165ZM225 94H226V97H228V98H224L223 99V97L225 96ZM247 94V97L245 96ZM256 94H258L259 96H260V99L258 98L259 96L258 95H256ZM78 95L76 94V97H75V95H73V93H72V95L70 96V100H71V97L72 96H74V98H72L73 100H75V101H77V99H78V103L76 104L77 106H82V101H81V99H80V96L78 97ZM110 95H108V97H109V99H105V101L104 100H102L101 102H107L108 100V102L107 103H109L111 100H110ZM118 95V94H117ZM121 95V94H120ZM157 95V94H156ZM185 95V97H187ZM1 96H2V94H1ZM4 96V95H3ZM2 96V97H3ZM8 96V95H7ZM39 96V95H38ZM37 95H35V98L37 97L39 100L42 98V96H40V97H38ZM54 96H52V97H54ZM93 96V95H92ZM91 95H90V97H92ZM112 96V95H111ZM114 96V95H113ZM116 96V95H115ZM123 96H124V94H123ZM148 96H142V95H140V97H144V98H146V97H148ZM158 96V95H157ZM174 97H172V98H175L176 96H175V94L173 95ZM244 96V97H243ZM6 96H4V100L7 98H5ZM51 97V98H52ZM57 97V98H58ZM84 97V98H83ZM97 97V96H96ZM99 97V96H98ZM98 97H97V99H98ZM116 97H118V96H116ZM120 97V96H119ZM122 97V96H121ZM129 97H126L127 98V101H128V104H130L129 102H130V98ZM164 97V96H163ZM184 97V98H185ZM241 97V98H240ZM246 97V98H245ZM18 100V101H16L15 102V100L16 99ZM34 98V99H35ZM36 98V99H37ZM55 98V97H54ZM77 98V99H76ZM100 98H103V94H102V97H100ZM105 98V97H104ZM114 98L115 97H112V99H113V101L112 102H114V103H112L111 104V106H113V104H115V100H116V98H115V100H114ZM126 98H125V96H124V101L122 100L121 101V104H122V102H124L123 104L125 105V104H127L126 103ZM155 96L153 97V99L155 100ZM168 98V97H167ZM233 98L235 99L234 100V104H233V102H231V101H233ZM236 98H237V100H236ZM240 100H239V99ZM7 99H9V98H7ZM11 99V98H10ZM23 99V100H22ZM24 99L26 100V102L27 103H25L24 102ZM44 99V98H43ZM43 99H41V100H43ZM50 99V98H49ZM122 99V98H121ZM134 99V98H133ZM133 99H132V102H134L133 101ZM158 99V98H157ZM156 99V100H157ZM163 99V98H162ZM202 99V98H201ZM213 99V98H212ZM231 99V100H230ZM241 99L242 100H244V101H241ZM258 99H259V101L260 102H258ZM51 100V99H50ZM61 100V99H60ZM67 100H69V98L67 99ZM79 100H80V102L81 103H79ZM87 100H88V98H87ZM87 100H86V102H87ZM96 100V99H95ZM118 100V99H117ZM135 100H136V98H135ZM139 100H146V99H143V98H141V99H138V101L137 102H139ZM151 100H152V98H151ZM153 100V101H154ZM156 100H155V102H156ZM159 100V99H158ZM177 100V99H176ZM214 100H213V102H214ZM229 100V101H228ZM248 100V101H247ZM257 100V101H256ZM21 101H19V102H21ZM38 101V100H37ZM58 101H59V99H58ZM66 100H64V102H65ZM89 101H90V99H89ZM92 101V100H91ZM94 101V100H93ZM119 101V100H118ZM118 101H116V102H118ZM143 101V102H144ZM182 101V102H183ZM209 101L211 102V99L209 98ZM209 101H207V106H209V104H210V102ZM67 102V104L66 103H64V104H66V105H68V101H66ZM70 102H72L71 104H70V106L69 107H71L72 109H73V107L71 106L73 103H74V101H70ZM101 102H99L100 104H101ZM103 102V103H104ZM173 102V103H172ZM185 102V101H184ZM188 102V103H189ZM230 102V103H229ZM237 102H240L239 104L237 103ZM249 102V103H248ZM259 103V105L258 104H256V103ZM38 103V102H37ZM36 103V104H37ZM42 103V102H41ZM60 103V102H59ZM62 103H63V101H62ZM83 103H84V101H83ZM95 103V102H94ZM102 103V105H104ZM106 103V104H107ZM140 103H141V101H140ZM151 103V104H150ZM178 103H179V100H178ZM10 104V103H9ZM11 104H10V106H11ZM35 104V103H34ZM79 104V105H78ZM89 104H91V103H89ZM98 103H96V105H97ZM118 106H117V105ZM114 106H115V109L114 108H112V109H114V110H116V109H118V107L119 106H121L120 104H118V103H116ZM180 104H182V103H180ZM212 104V103H211ZM228 104H229V106H228ZM230 104H231V106H230ZM14 105V110H15V106ZM20 105V106H21ZM38 105V109H40L41 107L40 106H42L43 104H41L40 105V103L39 104H37ZM40 105V106H39ZM57 105H59V106H61L60 104H57ZM66 105H64V106H66ZM83 105H86V107H87V104H83ZM92 105H93V103H92ZM95 105V104H94ZM124 105H122V108H120V113H119V111H117L118 112V115L119 114H121L122 112H124V114L127 112V110H126V108L124 107ZM136 105V104H135ZM152 105H154V106H152V107H154L155 108V105H158V104H155V103H153ZM172 105V106H171ZM221 105H223V108H222V106ZM228 106V108L229 107H231V108H229V110L227 109V106ZM258 105V106H257ZM261 105H263V108H262V106ZM25 106L23 107L24 109H25ZM30 107V108H35V106H33V107ZM44 106H45V104H44ZM74 106V105H73ZM76 106V107H77ZM101 106V105H100ZM106 106V105H105ZM105 106H103V107H105ZM113 106V107H114ZM131 106H132V104H131ZM159 106V105H158ZM159 106V107H160ZM205 106V107H204ZM220 107V109L221 110H223V112L222 111H220L218 108ZM12 107V109H13V106H11ZM16 107V110H18V111H16L15 110V112H19L20 113V111L19 110H23V114H24V109H18ZM68 107V108H69ZM83 107V106H82ZM90 107H92V106H90L89 105V108ZM95 107V106H94ZM94 107H93V109H94ZM97 107H98V105H97ZM97 107H96V109H97ZM108 107H109V105H108ZM117 107V108H116ZM123 107L125 108V110L123 111H121V109H123ZM129 107V106H128ZM158 107V108H159ZM167 107V108H166ZM170 107H171V109H170ZM179 107V106H178ZM205 108V110H202L201 111V108ZM257 107V108H256ZM66 109H67V107H65ZM75 108V107H74ZM77 108H79V109H81V107H77ZM77 108H76V110H77ZM88 107H87V109H89ZM99 108V107H98ZM102 107H100L99 109H101ZM107 108V107H106ZM105 108V109H106ZM110 108V107H109ZM131 108V107H130ZM180 108H178V111H176V114H177V112H179L180 110ZM183 108H184V106H183ZM26 109H28L27 107H26ZM38 109H37V106H36V109H34L35 110V112H36V110H37V114L39 113L38 112ZM44 109H46V108H41V113L40 114H38V116L40 115V119H38L39 121L41 120V117H42V113H44V112H42ZM70 109V108H69ZM85 109V106L81 109V113L83 112V110ZM86 109V110H87ZM96 109H95V111H96ZM137 109V108H136ZM160 109V108H159ZM173 109V110H172ZM226 109H227V112H224V111H226ZM258 109V110H257ZM65 110V109H64ZM75 110V109H74ZM75 110V111H76ZM104 110V109H103ZM110 110H111V108H110ZM114 110H112V113H113V111ZM119 110V109H118ZM132 110V109H131ZM131 110L129 109V111L131 112ZM133 110H135V108L133 107ZM156 110V109H155ZM192 110V109H191ZM211 110V111H212ZM62 111V110H61ZM66 111V110H65ZM69 111V110H68ZM77 111H79V113H80V110H77ZM85 111V110H84ZM93 110H91V112H92ZM95 111L93 112L94 114H95ZM97 111H98V109H97ZM100 111V110H99ZM129 111H128V113H129ZM156 111H159V110H156ZM186 111V112H185ZM191 113H190V112ZM201 111V112H200ZM212 111V112H213ZM229 111V112H228ZM25 112H28V111H25ZM71 112H73V110L71 111ZM88 112L90 113V111L88 110ZM103 112V111H102ZM109 112V111H108ZM133 112H136V111H133ZM152 112H154V111H152ZM169 112L170 113H172V114H169ZM179 113L180 115H182V113ZM217 112V113H216ZM221 112V113H220ZM30 113V112H29ZM77 113V112H76ZM78 113V114H79ZM105 113H107L106 111H105ZM104 112H103V114H100V115H104L105 114ZM137 113V112H136ZM143 113V114H142ZM159 113V112H158ZM157 113V114H158ZM169 115H168V114ZM190 113V114H189ZM216 113V114H215ZM218 113H220V114H218ZM262 112H260V114H261ZM262 113V114H263ZM37 114H35L36 115V117L37 118H39L38 116H37ZM83 114H84V112H83ZM83 114H80V116L81 115H83ZM86 114V113H85ZM88 114V113H87ZM92 114V113H91ZM90 114V115H91ZM114 114L115 115H117V113L116 112H114ZM114 114H112V115H114ZM131 114V113H130ZM133 114V113H132ZM178 114V115H179ZM218 114V115H217ZM20 115H21V113H20ZM49 115V114H48ZM47 115V116H48ZM76 114H74V116H75ZM93 115V114H92ZM134 115H135V113H134ZM137 115V114H136ZM136 115H135V117H136ZM168 115V116H167ZM193 115H197V117L196 116H194L193 118H192V116ZM46 116V117H47ZM79 115H78V118H79V120L81 119V117H80ZM86 116H88V115H86ZM94 116H96V114L94 115ZM93 116V117H94ZM98 117H99V115H97ZM109 116V115H108ZM107 116V117H108ZM119 116H121V115H119ZM123 116V115H122ZM133 116V115H132ZM177 116V115H176ZM49 117V116H48ZM77 117V116H76ZM85 117V116H84ZM84 117H82L83 119H84ZM89 117H91V116H89ZM97 117V118H98ZM114 117V116H113ZM113 117H108V119H110V118H113ZM124 117V116H123ZM125 117H128V116H126L125 115ZM125 117H124V119H125ZM135 117H133V118H135ZM152 117V116H151ZM153 117H155V116H153ZM168 117V118H167ZM190 117V118H189ZM45 117H43L42 118V120H43V122H42V120H41V122H42V124L44 123V122H46V121H44L45 119H44ZM50 118H52V119H50L51 120V125H52V127L54 126L53 124H52V120H53V116L51 117V115H50ZM78 118L76 119V120H78ZM85 118H87V117H85ZM102 118V117H101ZM104 118V117H103ZM106 118V117H105ZM104 118V119H105ZM137 118V117H136ZM173 120H172V119ZM195 118H197V119H195ZM199 118H201V119H199ZM260 118V119H259ZM49 119V118H48ZM66 119H69L68 121L70 122V118H66ZM83 119L82 120H80L81 122L83 121ZM90 119V118H89ZM108 119H106V120H108ZM121 119H123V118H121ZM124 119L123 120H120V118H119V120L121 121V123L124 121ZM128 119H130V118H128ZM181 119H182V121H181ZM190 119V120H189ZM202 119H204V120H202ZM209 119V120H208ZM46 120H47V118H46ZM49 120V121H50ZM96 120V119H95ZM105 120V121H106ZM111 121H112V119H110ZM110 120H108V123H104V124H102V125H104L105 126V124L107 125V124H110L109 123V121ZM113 120H115V121H118L119 123H120V121L117 119L116 120V117H114L113 118ZM125 120H127V118L125 119ZM130 120H132V119H130ZM134 120V119H133ZM162 120H164L163 122H165V124H163V122H162ZM177 120V121H176ZM184 120V121H183ZM197 120H198V122H197ZM205 120H206V122H205ZM208 120V121H207ZM20 121V120H19ZM56 121V120H55ZM65 121V119H63V122ZM71 121H72V119H71ZM84 121H87V119L86 120H84ZM89 121H91V120H89ZM89 121H87V123L89 122ZM93 121V120H92ZM91 121V123H93ZM99 121V120H98ZM98 121H96V124H97V122ZM173 121V122H172ZM191 121H193V122H191ZM203 121V122H202ZM40 122V123H41ZM68 122V123H69ZM73 122H74V119H73ZM73 122H72V125L74 126V124H73ZM76 122V121H75ZM79 122V121H78ZM78 122H76L75 124L77 125V123ZM79 123V124H83L84 122H82V123ZM127 122V121H126ZM172 122V123H171ZM174 122H176V124H174ZM184 124H183V123ZM195 122V123H194ZM208 122V123H207ZM56 123V122H55ZM61 124L60 125H62V127L61 128H63V123H62V121L60 122ZM68 123H67V125H68ZM87 123H85L86 125H87ZM91 123H90V125H91ZM114 123L115 122H113V123H111V125H113V130L115 129V127H114ZM129 123V122H128ZM128 123H126V124H128ZM170 123H171V125H170ZM190 123H192L194 126L192 127L191 125L192 124H190ZM45 124H47V123H45ZM57 124V123H56ZM55 124V125H56ZM95 124V125H96ZM116 124H117V122H116ZM124 125H125V123H123ZM155 124V126H157ZM158 124V125H159ZM59 125V126H60ZM71 125V126H72ZM75 125V126H76ZM84 125V124H83ZM85 125V126H86ZM100 124H98V126H99ZM111 125H110V127H111ZM121 125V124H120ZM187 125V127H185L184 128V126H186ZM69 126V125H68ZM71 126H69V128L70 129H72V128H75V129H77L76 127H78L79 125H77L76 127H71ZM116 126V125H115ZM119 126V125H118ZM122 126V125H121ZM127 125H125L124 126V129L125 130H127L125 127H126ZM135 126V127H134ZM151 126V127H150ZM159 126H161V125H159ZM164 126V127H163ZM47 127V126H46ZM80 127L82 128V126L80 125ZM79 127V128H80ZM89 127V126H88ZM91 127H93V126H91ZM91 127H89V128H91ZM95 127V126H94ZM93 127V128H94ZM97 127V126H96ZM95 127V128H96ZM101 127V126H100ZM107 127H109L108 125H107ZM54 128H55V126H54ZM57 128V127H56ZM59 128V127H58ZM94 128V129H95ZM98 128V127H97ZM102 128V127H101ZM104 128V127H103ZM106 128V127H105ZM104 128V129H105ZM120 128V127H119ZM157 128V129H158ZM179 128V129H178ZM189 128V129H188ZM60 129V128H59ZM65 131H66V129L65 128H63ZM83 129H85V134H86V129L87 130H89L87 127L86 128H84V126H83ZM83 129H81V130H83ZM92 129V128H91ZM90 129V131H89V133H93V131ZM99 129V128H98ZM116 129H118V128H116ZM122 129L123 128H121V131H122ZM8 130H10L11 131V129H8ZM73 130V129H72ZM79 129H77V131H78ZM108 130V129H107ZM110 130V129H109ZM112 130V131H113ZM151 130H155V134L156 135H158V134H160V138H162V139H159L158 141H163L162 142V147L163 148H155L154 147V149H156V150H158V151H156L157 153H155V150H153V151H150V135H151V133H150V131ZM179 130H181L180 132H179ZM186 130V131H185ZM189 130V131H188ZM67 131H69L70 133L72 132V131H70L69 129L67 130ZM66 131V132H67ZM76 131V132H77ZM92 131V132H91ZM97 130H94V132H96ZM98 131H100V129L98 130ZM104 131V130H103ZM116 131V130H115ZM128 131H130V128H128ZM166 131H168V133H169V135H168V133L166 132ZM170 131V132H169ZM178 131V132H177ZM15 132V131H14ZM13 132V130H12V133H14ZM66 132H65V135H68L67 137L69 138L70 137V135H72V134H70L69 132H68V134H66ZM81 132H83V131H81ZM81 132H79V133H81ZM88 132V131H87ZM106 132V131H105ZM114 132V131H113ZM118 132V131H117ZM131 132V131H130ZM153 132V131H152ZM159 132V133H158ZM183 132V133H182ZM186 132H187V134H188V136H187V134H186ZM73 133V132H72ZM78 133V134H79ZM99 133V132H98ZM101 133V132H100ZM110 133H111V131H110ZM119 133V132H118ZM132 133V132H131ZM158 133V134H157ZM179 133V134H178ZM185 133V134H184ZM76 134V133H75ZM85 134H83L82 133V137H83V135H85ZM115 134H116V132H115ZM124 134V132L122 133V134H120V135H123ZM128 134H129V132H128ZM135 134H136V132H135ZM154 134V133H153ZM171 134H173V135H171ZM64 135V134H63ZM63 135H62V138H63ZM89 135V134H88ZM88 135H85L86 136V138H87V136ZM99 135V136H98ZM97 136L98 137H100V134H98ZM105 135V134H104ZM109 135H111V134H109ZM120 135H119V137H120ZM126 135V134H125ZM181 135V136H180ZM186 136V137H184V136ZM79 136V135H78ZM78 136H77V140H79L80 141V139H83V138H81V136H79L80 137V139L78 138ZM85 136H84V138H85ZM89 136H91V135H89ZM89 136H88V138H89ZM106 136H108V134L106 135ZM105 136V137H106ZM114 136V135H113ZM113 136H111L112 137V140H113ZM118 136V135H117ZM127 136V135H126ZM129 136V135H128ZM127 136V137H128ZM131 136H129L130 138H131ZM141 136V137H140ZM75 137V136H74ZM74 137H72L71 139H72V141H74L75 140V138ZM93 137V136H92ZM101 137H102V135H101ZM104 137V136H103ZM116 137V136H115ZM138 137H137V139H138ZM65 138H66V136H65ZM64 138V139H65ZM95 138V137H94ZM93 138V139H94ZM122 138H123V136H122ZM63 139V140H64ZM67 139V138H66ZM65 139V141H63L64 142V144H65V142H67L68 140H66ZM92 139V138H91ZM95 139H98V138H95ZM94 139V140H95ZM106 139H107V137H106ZM110 139V137H108V140ZM116 139V138H115ZM117 139H119V138H117ZM151 139H153V137L151 136ZM103 141L104 139L102 138V139H98V141ZM122 140H124V139H122ZM134 140V139H133ZM153 140H155V136H154V139ZM86 141H89V144H91L90 143V139L89 140H85V142ZM137 141V140H136ZM158 141H156V142H158ZM62 142V143H63ZM93 142V141H92ZM106 142V141H105ZM105 142H102V143H104L105 144ZM114 142H116V141H114ZM129 142H130V140H129ZM133 142V141H132ZM61 143V144H62ZM73 143H75V142H71L70 143V140H69V145L71 144V145H73ZM83 143V142H82ZM87 143V142H86ZM101 143V142H100ZM126 143V142H125ZM124 143V144H125ZM128 143V142H127ZM131 143V142H130ZM129 143V144H130ZM143 143V144H142ZM161 143V142H160ZM84 144V143H83ZM82 144V145H83ZM96 144V143H95ZM109 144H111V143H109ZM108 143H107V145H109ZM116 144H117V142H116ZM157 144H159V143H157ZM67 145V144H66ZM69 145L66 147L67 149H65V153H67L66 152V150H70L71 151V149H68L69 148ZM78 145V144H77ZM85 145V144H84ZM97 145H99V142L97 143ZM96 145V146H97ZM100 145H102V144H100ZM120 145V144H119ZM122 145V144H121ZM138 145V146H139ZM160 145V146H161ZM62 146V145H61ZM81 146V145H80ZM95 145L94 146H92V147H95V148H97ZM105 146V145H104ZM132 146V145H131ZM74 147H75V145H74ZM77 147V146H76ZM78 147H79V145H78ZM82 147V146H81ZM99 147V146H98ZM110 147V146H109ZM124 147V146H123ZM153 147V146H152ZM95 148H92V149H95ZM121 148V147H120ZM127 148H131V147H127ZM140 148V147H139ZM79 149V148H78ZM82 149V148H81ZM80 149V151H81V153H82V151L83 150H81ZM84 149V148H83ZM92 149H90V150H92ZM97 149H99V148H97ZM106 149V148H105ZM125 149V148H124ZM132 149V151L131 152H133V148H131ZM153 149V148H152ZM72 150H76V148H74V149H72ZM90 150H86L85 152H87L88 154H90L91 152H90ZM96 150V149H95ZM101 150V149H100ZM108 150V149H107ZM107 150H105V152L107 151ZM138 150V149H137ZM136 150V151H137ZM69 151V152H70ZM79 151V152H80ZM89 151V152H88ZM94 151V150H93ZM102 151V150H101ZM126 151H128V149L126 150ZM140 151V150H139ZM72 152V151H71ZM74 152V151H73ZM78 151H76L75 152V154L77 153ZM99 152L100 151H98V154H99ZM120 152V151H119ZM121 152H123V151H121ZM100 153H102V152H100ZM116 153H118V152H116ZM143 153L145 154L144 156H143ZM72 155H73V153H71ZM94 155L96 154V152H94L93 153ZM103 154V153H102ZM115 154V153H114ZM129 154H131V153H129ZM135 154H137V153H135ZM138 154H139V152H138ZM137 154V155H138ZM64 155H66V154H64ZM69 155V154H68ZM71 155V156H72ZM78 155H79V153H78ZM87 155V154H86ZM106 155V154H105ZM108 155V154H107ZM123 154H121V156H122ZM124 155L126 156V154L124 153ZM132 155V154H131ZM137 155H135V156H137ZM70 156V159L72 158ZM75 156H77V154L75 155ZM75 156H73V158H72V160L73 161H75L76 159L78 160V158H76ZM85 156V155H84ZM84 156H83V154H82V156H79V159H80V161H76V162H78V164H77V166L79 165V162H81V157L83 158V160H84ZM93 156V155H92ZM90 157V158H93V157ZM96 156H98V155H96ZM109 156V155H108ZM78 157V156H77ZM114 157V158H113ZM127 157H129V155L127 156ZM65 158H67V156L65 157ZM74 158H76L75 160H74ZM96 158V157H95ZM98 158L99 157H97L96 159L98 160ZM109 158V157H108ZM122 158H123V156H122ZM70 159H68V160H70ZM85 159L88 161L89 159H87V157L85 156ZM94 159V158H93ZM86 160H84V161H82V162H84L85 163V161ZM91 160V159H90ZM101 160V159H100ZM110 160V159H109ZM108 160V161H109ZM117 160H118V158H117ZM132 160H133V158H132ZM73 161H70V162H73ZM94 162H95V164H96V161H95V159L93 160ZM130 161V160H129ZM129 161H128V163H129ZM118 162H119V160H118ZM99 163V162H98ZM98 163H97V165H95V166H98V167H101V166H99L98 165ZM127 163V162H126ZM125 163V164H126ZM81 164V163H80ZM100 164V163H99ZM124 164V165H125ZM73 165H74V163H73ZM82 165H83V163H82ZM85 165H86V163H85ZM84 165V166H85ZM90 166L92 165V161H91V164H89ZM111 165V164H110ZM113 165V164H112ZM115 165V164H114ZM81 166V165H80ZM88 166V165H87ZM87 166H86V168H87ZM107 166V165H106ZM116 166V165H115ZM75 167V166H74ZM79 167V166H78ZM77 167V168H78ZM83 167V166H82ZM82 167H80L81 169H82ZM92 167V166H91ZM104 167L105 166H102V168L104 169ZM109 167V166H108ZM112 167V166H111ZM111 167H109L110 169H108V168H106V171H109L110 172V175H112L111 173H115V171L117 170L115 167V169L112 167V170H115V171H113V172H111L110 170H111ZM122 167V166H121ZM84 168V167H83ZM93 168V167H92ZM92 168H91V170H90V168L87 170V169H85L86 171H87V173L89 172V170L90 171H92ZM213 168V169H212ZM94 169H95V167H94ZM97 169V168H96ZM99 169V168H98ZM97 169V170H98ZM103 169H100V170H102V172H104V170ZM108 169V170H107ZM125 169H126V171H125ZM215 170V171H213V174L215 173V172H217L218 174H219V172H220V179H221V176H222V178H224V179H222V180H225V183H223L222 185H225L226 184V186H224V188L225 187H229V184L230 185H233L234 186V188H236L237 187V185H240L241 187H246L247 188V190L249 189L250 190V188L251 189H255V190H257L258 188H260L261 186L263 187H261L260 189V191L258 192V191H254L253 190V192L251 193V194H253V193H255V196L254 195H252L251 197L253 198V200H252V198H250L251 199V201L250 202H256L255 204H254V202L252 203V204H254V205H252V204H249V200L247 199V204H249V205H251L252 207H250V211L248 210L249 209V205H248V212L246 211V212H244V210L246 209L245 208V206H244V204H243V199L241 200V203L243 204V207L245 208H243L241 205H239V206H241L240 207V209L241 210H243V211H241L240 209H238V210H240L239 211V215L237 216V214H234L233 213V216H231V214L232 213H229V215H226L227 214V211L229 212V210H231L230 208L228 209V206H229V204L230 203H232L231 201H230V203L228 204V203H225V204H227L226 205V209H227V211H226V214H224L225 212L224 211H222V210H224L223 208H224V205H221V206H223V208H222V210H220V211H222L223 212V214L220 212V211H217L216 210V207H218L217 205H215L214 206V204L217 202V201H215L214 202V204H212L213 203V201H212V199H210L211 200V202H209L210 200H208V198L209 197H211V198H214V197H216V196H214V197H212L211 195H209V197L207 198V196H204L203 194V196L205 197V198H203V197H201V199L198 197V195H200V192H201V190H203V189H200V188H206L207 186H203V184H205V181H207V179H206V177L207 178H209L208 176H205V173L204 172H209V173H207V174H209V176L211 177L212 176V170ZM85 170H84V173H85ZM97 170H96V172H97ZM118 170H117V173H118ZM76 171H78V169H76ZM94 171V170H93ZM211 171V172H210ZM219 171V172H218ZM80 172V170L78 171V173ZM81 172H82V170H81ZM101 172V173H102ZM120 172H121V174H120ZM83 173V172H82ZM90 173V172H89ZM94 173V172H93ZM101 173H97V175H96V177L95 176H90V177H92V179H90V181H92L93 180V177L97 180V177H99L100 176V174ZM104 173H106V172H104ZM201 173H204V174H202L201 175ZM76 174V173H75ZM91 174V173H90ZM79 175V177L78 178H81L82 177V182H84L85 181V179H87L86 178V176H85V179H83V176L84 175H80V174H77L76 176H78ZM94 175H95V173H94ZM106 175V174H105ZM105 175H103V173H102V179H101V177L99 178V180L101 179V180H103L104 181V178L106 179V178H108V176H109V174H108V176H105ZM113 175H115V174H113ZM125 175H128L127 173L125 174ZM124 175V176H125ZM199 175V176H198ZM204 175V176H203ZM215 175H217L216 173L214 174V177H215ZM218 175V176H219ZM105 176V177H104ZM203 176V178L205 177V180L204 179H202L201 177ZM88 177V176H87ZM111 177V176H110ZM109 177V178H110ZM128 177V176H127ZM213 177V176H212ZM108 178V179H109ZM114 179H115V176L113 177ZM117 178V179H118ZM196 178H201V181L198 179V181H197V179ZM216 178H218V177H216ZM215 178V179H216ZM89 179V178H88ZM95 179H94V182H95ZM107 179V180H108ZM114 179H112V177H111V179H109L108 181H111V180H114ZM117 179H115V181L117 180ZM128 179H130L129 177H128ZM214 179V178H213ZM212 178H211V180H213ZM84 180V181H83ZM101 180L99 181V182H101ZM202 180H204V182L202 181ZM219 180V179H218ZM106 181V180H105ZM126 181H127V178H126ZM214 181H216V180H214ZM213 181V182H214ZM220 181V180H219ZM88 182V183H87ZM93 182V181H92ZM91 182V183H92ZM117 182V181H116ZM116 182H115V184H116ZM129 182V181H128ZM127 182V183H128ZM131 182V181H130ZM154 182V183H153ZM198 182H203V184L201 183L200 185H199V188H198V190H197V188H196V190L194 191V190H192L191 191V189H193V188H195V187H198ZM208 182V181H207ZM206 182V183H207ZM85 183V185L84 186H86L85 188H87V189H85L84 187H83V185H81L80 186V188L81 187H83V188H81V191H83V190H85V191H89V192H91L94 188H90L89 186H90V184H89V180L88 181H86V182H84ZM98 182H96V184H97ZM103 183V182H102ZM105 183H107V182H104L103 184H105ZM113 183V184H112ZM111 183V185H115L114 184V181ZM219 184L220 183H222V182H218ZM87 184V185H86ZM92 184H94V183H92ZM91 184V185H92ZM131 184H132V182H131ZM215 184V183H214ZM101 185V184H97V186L96 185H93L92 187H98L99 188V186ZM106 185V184H105ZM107 185H108V187H111V186H109V183H107ZM117 186H120L119 187V190H118V192L119 191H123V189H125L127 186H126V184H125V186L124 185H118V182H117V184H116ZM115 185V186H116ZM207 185V184H206ZM208 185H209V183H208ZM212 185H213V183H212ZM212 185H211V187H212ZM216 185V187L218 188L219 186L217 185V184H215ZM243 185V186H242ZM102 186V185H101ZM114 186V187H115ZM123 188H122V187ZM131 186H133V184L132 185H130V187L128 186L127 188H128V190H129V188H130V190H131ZM239 186V187H240ZM153 187H151L152 189H153ZM208 187H210V186H208ZM207 187V188H208ZM231 187V186H230ZM238 187V188H239ZM241 187L239 188V189H241ZM90 188V189H89ZM96 188L94 189V191L96 190ZM112 188V187H111ZM122 190H121V189ZM127 188H126V190H127ZM135 188V187H134ZM134 188H133V190H131V191H133V192H135V190H134ZM135 188V189H136ZM145 190H144V189ZM156 188V189H157ZM177 188H179V190H180V192L182 193H180L179 194V190H177ZM207 188L205 189L206 190V193H207ZM222 188H223V186H222ZM223 188V189H224ZM233 188V189H234ZM246 188H244V189H246ZM92 189V190H91ZM101 189H106V188H101L100 187V190ZM115 189V188H114ZM200 189V190H199ZM216 189V188H215ZM228 189H230V188H228ZM227 188H226V190H228ZM232 189V188H231ZM232 189V191H235V190H233ZM237 189V188H236ZM238 189V190H239ZM91 190V191H90ZM97 190H99V189H97ZM108 190H110V189H108ZM112 190V189H111ZM110 190V191H111ZM128 190H127V193H128ZM146 190V191H147ZM205 190H203V191H205ZM225 190V189H224ZM223 191L222 189H220L219 190V188H218V190L217 191H223V192H227V191ZM237 190V192L235 191V193H237L238 194V191ZM109 191V195L107 196V194L106 195H104V199L106 198V200H107V198H109V200H111V197H109L110 195H111V192ZM117 190H115V192H116ZM125 191V190H124ZM138 191V190H137ZM142 191H140L139 190V192H138V194L140 193L141 194V192ZM149 191H150V189H149ZM163 191H165V192H163ZM166 191H168V192H166ZM192 192V194H193V192H195L196 193V191L198 192V194H196L197 196L196 197H194L195 196V193H194V195L191 197V195L192 194H190L191 192ZM212 191V190H211ZM211 191H209V192H211ZM214 191V190H213ZM241 191V190H240ZM246 191V190H245ZM250 191H248V192H250ZM114 192V193H115ZM133 192H129V194H128V196H130V195H132L133 194ZM185 192V193H184ZM186 192H189V194L188 193H186ZM208 192V193H209ZM241 192H243V188H242V191ZM247 192V191H246ZM245 192V193H246ZM113 193V194H114ZM117 193V192H116ZM115 193V194H116ZM126 193V194H127ZM176 193V194H175ZM204 193V192H203ZM230 193V192H229ZM235 193H234V195H232V197L233 196H235ZM258 193H259V195H258ZM263 193H264V190H263ZM113 194H112V196H113ZM136 194V193H135ZM138 194H136V196L138 195ZM179 194V195H178ZM220 194V193H219ZM237 194H236V196H237ZM239 194H241L240 192H239ZM243 194V193H242ZM247 194H249V193H247ZM247 194H246V196H247ZM182 195V196H181ZM188 195L190 196V198L188 199ZM205 195H207V194H205ZM216 195V194H215ZM222 195H223V193H222ZM243 195H245V194H243ZM262 195V194H261ZM264 195V194H263ZM134 196L135 195H133V199H134ZM139 196V195H138ZM137 196V197H138ZM141 196V195H140ZM142 196H143V194H142ZM184 196V197H183ZM185 196L187 197V198H185ZM218 196H221V195H218ZM224 196V195H223ZM222 196V197H223ZM227 196V195H226ZM231 196V195H230ZM234 197V199L235 198H239L240 199V196L238 195L237 197ZM242 196V195H241ZM249 196H250V194H249ZM249 196H247V197H249ZM259 196V197H258ZM221 197V198H222ZM245 197V196H244ZM131 198H132V196H131ZM193 198V199H192ZM202 198H203V201H202ZM220 198V199H221ZM229 198V197H228ZM227 198V199H228ZM241 198H243V197H241ZM264 198V197H263ZM99 199H100V197H99ZM98 199V200H99ZM101 199H102V197H101ZM160 199V198H159ZM163 199V200H162ZM194 199H196V200H194ZM200 199V200H199ZM207 199V200H206ZM223 199V198H222ZM233 199V198H232ZM260 199V200H261ZM108 200V201H109ZM188 200V201H187ZM190 200H192L191 202H190ZM216 200H217V198H216ZM226 200V199H225ZM225 200L223 201V202H225ZM229 200V199H228ZM231 200V199H230ZM244 200L246 201V197L244 198ZM256 200H259V199H256ZM259 200V201H260ZM108 201L106 202H104L105 203V206L106 205H108ZM155 200H153V202H154ZM157 201V200H156ZM155 201V202H156ZM166 201V202H165ZM196 201V202H195ZM201 202V203H197V202ZM220 201V200H219ZM99 202V201H98ZM145 202V204H147L146 202H147V200H145L144 201ZM143 202V203H144ZM150 202V201H149ZM160 202H158V203H160ZM205 202H209V203H205ZM238 202V201H237ZM237 202H234V203H236V204H238ZM107 203V204H106ZM110 203V202H109ZM167 204V206L168 207H164V205L162 206V204ZM211 203V204H210ZM217 203H219V202H217ZM245 203V202H244ZM262 203H263V200H262ZM102 204V206L104 205L103 203H101ZM165 204V205H166ZM201 204V205H200ZM202 204H206L205 206H202ZM208 204H209V206H208ZM224 204V203H223ZM236 204H233V205H236ZM240 204V203H239ZM246 204V203H245ZM144 205V204H143ZM147 205V206H148ZM152 205V204H151ZM211 205V206H210ZM219 205H220V203H219ZM232 205V206H233ZM146 206V207H147ZM212 206H214V207H212ZM255 206V207H254ZM163 207V208H162ZM236 208H238V205L237 206H235ZM257 208V209H252V208ZM91 208H93V207H91ZM141 208H143V207H141ZM141 208H139L137 211H141L142 212V210H141ZM234 208V207H233ZM160 209H162V211L160 210ZM218 209H221L220 208V206H219V208ZM225 209V210H226ZM95 210V209H94ZM143 210H146V209H143ZM164 210H165V213H164ZM236 210V209H235ZM136 211V212H137ZM234 211V210H233ZM230 212H232V211H230ZM240 212H242L241 214H240ZM250 212V214H248ZM150 213H152L151 215H150ZM221 213V214H220ZM132 214V213H131ZM130 214V216H132L133 218H136V216H134V215H131ZM142 214V213H141ZM140 214V215H141ZM135 215H138V214H136L135 213ZM139 215V216H140ZM129 216V215H128ZM228 216V217H227ZM101 217V215L99 216V218ZM115 217H117V216H115ZM119 217V218H118ZM118 217H117V220H123V217H121L120 215H118ZM141 217H142V215H141ZM150 217L152 218V219H150ZM49 218H52L53 219V217H50L49 216ZM56 218V217H55ZM97 218V217H96ZM95 218V219H96ZM120 218H122V219H120ZM126 218V217H125ZM128 219H130L131 221H133V220H135V221H137L136 219H131V218H129V217H127ZM139 218V217H138ZM143 218H142V220H143ZM44 219V218H43ZM94 219V221H92V222H95L96 220H98V219H96L95 220ZM127 219V220H128ZM140 219V218H139ZM42 220V219H41ZM47 220V219H46ZM54 220L55 219H53V221H49V223H53L54 222ZM114 219H112V221H113ZM127 220H126V222H127ZM141 220V219H140ZM139 220V221H140ZM58 221V220H57ZM98 221H100V219L98 220ZM103 221V220H102ZM102 221L101 222H99V223H102ZM111 221V220H110ZM116 221V220H115ZM124 221H125V219H124ZM139 221L136 223L137 225L138 224H140L139 223ZM144 221L146 222V220H143V223H144ZM91 222V223H92ZM118 222V221H117ZM130 222V221H129ZM142 222V221H141ZM44 223H45V220H44ZM48 223V222H47ZM56 223V222H55ZM55 223H53V226L55 225L56 226V224ZM123 224V222H120L119 224ZM134 223V222H133ZM132 223V224H133ZM142 223V224H143ZM93 224V223H92ZM91 224V225H92ZM94 224H97V222L96 223H94ZM113 224V223H112ZM111 224V225H112ZM117 225V223H114L113 224V226L114 225ZM135 224V223H134ZM42 227H43V223L42 224H40ZM52 225V224H51ZM50 225V227L52 228V226ZM126 224L124 223L123 224V226H125ZM127 225H128V222H127ZM126 225V226H127ZM40 226V227H41ZM93 226V225H92ZM120 226V225H119ZM49 227V226H48ZM99 228H100V226H98ZM122 227V226H121ZM128 227H131L132 229H134V225H133V227H132V225H128ZM44 228V227H43ZM47 228V227H46ZM45 228V230H48V229H46ZM88 229H87V233L89 232V231H91V226L90 227H87ZM96 228L97 227H95V229H93V230H95L94 232H96ZM123 228V227H122ZM147 228H150V229H147ZM86 229V228H85ZM121 229V228H120ZM124 229H125V227H124ZM50 230V229H49ZM119 230V229H118ZM129 230V229H128ZM127 230V231H128ZM135 230V229H134ZM86 231V230H85ZM85 231H83L84 232V239L83 240H85L86 239V241H88L87 240V238L89 239V236H90V233H89V236H87V238H85L86 237V232ZM126 231V230H125ZM133 230H130V232H132ZM146 231V232H145ZM147 231H148V233H150L149 234V236H148V234H147ZM93 232V231H92ZM119 232V234H121L120 232H122V231H118ZM146 233L147 234V237L145 236H142L144 233ZM48 233H49V231H48ZM97 233V232H96ZM95 233V234H96ZM117 233V232H116ZM129 233V232H128ZM82 234V233H81ZM79 235V237H81V236H83V235ZM93 234V233H92ZM95 234H94V236H95ZM126 234H127V232H126ZM138 234V235H137ZM88 235V234H87ZM123 235V234H122ZM143 237H141V236ZM117 236V235H116ZM115 236V237H116ZM128 236L130 237V234H128ZM137 236H139V237H137ZM91 237H93V236H91ZM90 237V238H91ZM119 237H121V239H122V237H126V235H124V236H119ZM119 237H117L118 238V241H121V240H119L120 238ZM133 237V236H132ZM135 237V236H134ZM62 237H60V239H61ZM81 238H83V237H81ZM136 238H135V240H136ZM139 238H140V240H139ZM146 238V239H145ZM150 238V239H149ZM76 239H78V237L77 238H75V240ZM94 239H95V237H94ZM93 238H92V240L93 241H95V242H91L90 240V242L88 241L87 242V244H85V242H82L83 240H81V239H78L77 241L78 242H76V244L77 243H81V245L82 246H89V244H96V240H94ZM128 239V238H127ZM130 239V238H129ZM74 240V241H75ZM79 240H80V242H79ZM123 240H125V239H123ZM133 240H134V238L131 240L132 241V243L133 244H131V245H135L136 246V241L135 242H133ZM145 240V241H144ZM72 241V240H71ZM71 241H69V242H71ZM74 241H72L73 242V244H74ZM130 240L128 241L127 240V242H125V241H122V243H126V245H123L121 248L123 249L124 247H126L125 249H127V248H129V243L131 242ZM71 242V243H72ZM117 242V241H116ZM129 242V243H128ZM83 243V244H82ZM110 243V242H109ZM120 242H118V244H119ZM124 243V244H125ZM127 243H128V245H127ZM139 243H138V245H139ZM91 244V245H92ZM117 244V243H116ZM118 244H117V247H118ZM140 244H142V241H141V243ZM13 246H14V244H12ZM17 245V244H16ZM15 245V246H16ZM7 246H8V244L5 246L6 248H7ZM14 246V247H15ZM79 246V245H78ZM81 246V247H82ZM120 246H121V243H120ZM115 247V246H114ZM116 247V248H117ZM134 247V246H133ZM23 248H24V246H23ZM27 248H28V246H27ZM120 247H119V249L120 250H122ZM132 248V247H131ZM136 248V247H135ZM135 248H132V249H135ZM13 249V248H12ZM29 249V248H28ZM141 249V251L142 250H144V249H142V248H139V246H138V248H136V250L139 252V250ZM14 250V249H13ZM12 250V251H13ZM98 250V249H97ZM94 250V251H96V252H100V250ZM129 250V249H128ZM131 250V249H130ZM11 251V252H12ZM104 250H101V252H103ZM105 251H107L108 253H109V251L108 250H106L105 249ZM104 251V252H105ZM124 251V250H123ZM123 251H121V252H123ZM127 251V250H126ZM135 251V250H134ZM137 251H136V253H137ZM8 252V251H7ZM120 252V251H119ZM129 252V251H128ZM131 253V252H130ZM135 253V254H136ZM113 254V253H112ZM115 255H117L118 256V258L121 256V257H123L122 255V253L120 254V256L118 255L119 253L117 252V254L116 253H114ZM125 255H124V257L126 256V252L124 253ZM144 254V255H143ZM106 255H107V253H106ZM9 256V255H8ZM108 256V255H107ZM129 256H130V254H129ZM133 256V255H132ZM105 257V256H104ZM131 257V256H130ZM19 260H21V257L19 256ZM47 259H44V262L46 261V260H48V262H45V264L47 263V264H49V261L50 260H52V259H50V258H48V257H46ZM108 258V257H107ZM112 258H114V257H112ZM138 260H137V259ZM18 259V258H17ZM25 258H23L22 260H24ZM26 259H28V256H27V258ZM110 259V257L108 258V260ZM116 259V258H115ZM19 260H17V263L19 262ZM42 260V259H41ZM103 260H105V259H103ZM103 260H101V262H99V264H102V262H105V261H103ZM127 260H128V258H127ZM130 260V261H129ZM128 261H126V262H128L127 264H132V259H129ZM141 262H140V261ZM29 261V262H28ZM53 261V260H52ZM110 261V260H109ZM113 261V260H112ZM111 261V262H112ZM121 262V264L123 263V260L121 261V259L119 260L118 259V262ZM137 261H139V262H137ZM33 262H36V261H34L33 260ZM32 262V260H27V264L29 263H32V264H34ZM44 262H42L41 261V263H43L44 264ZM97 262V261H96ZM108 261H106L105 263H107ZM110 262V263H111ZM20 263H22V261H20ZM19 263V264H20ZM23 263H25V261L23 262ZM37 263V262H36ZM35 263V264H36ZM51 263V262H50ZM54 262H52V264H53ZM94 262H92V264H93ZM109 263V264H110ZM115 262L113 261L112 262V264H114ZM38 264H39V262H38ZM95 264V263H94ZM104 264V263H103ZM118 264H120V263H118ZM124 264H126L125 263V261H124Z\"/></svg>",
  "mask_w": 264,
  "mask_h": 264
}]
</instances>
